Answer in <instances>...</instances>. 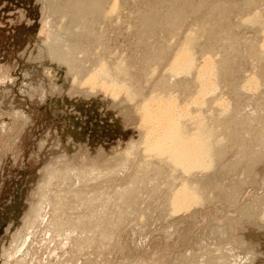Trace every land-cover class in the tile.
I'll return each instance as SVG.
<instances>
[{
    "label": "rangeland",
    "instance_id": "1",
    "mask_svg": "<svg viewBox=\"0 0 264 264\" xmlns=\"http://www.w3.org/2000/svg\"><path fill=\"white\" fill-rule=\"evenodd\" d=\"M46 1L47 0H0V71L1 73L4 74V76H7L8 78L6 79L4 83H0V264H7V263L13 264V262L15 264H18L16 263L18 260L17 256L19 255L22 257V255L26 252H28V256H27V261L25 264H28V263L31 264L30 259L34 261V262L32 261L33 262L32 264H36L37 262H38L37 264H60L61 260H63L61 264H66V263L68 264V261L66 260L69 256L72 257V258L69 257L70 263L73 262L75 258H77L76 262L72 264H75V263L76 264H203L204 261H205L204 264H219L220 260H221L220 264H264V155H263L264 154V151H263L264 150V146H263V143H264L263 142L264 141V137H263L264 136V130H263L264 129V119H263L264 115L262 116V114H264V109H262L264 108V78H263L264 76V43H263L264 39H262L264 38V36H262L264 35L263 34L264 32H260V31H264L263 30L264 28L262 27V24L264 23V17H263L264 16V1L256 0L257 2L259 1L257 3L255 0H251V1L246 0V2H244L245 0L243 1L240 0L239 1L240 3H239L238 0L236 2L235 0H233L236 3L235 4L231 0L229 1L225 0V2L224 0L222 1L221 0L220 1L219 0H190L191 3L194 4L195 6L198 5L197 7L202 6L199 9L197 8L198 9L197 10L195 9L196 8L195 6L193 7L191 6L192 4L190 3L189 0H183V1L174 0L176 3H174V1L172 0H166V3L168 4H165V5H164L165 0H132V1L127 0L128 2L127 1L125 2V0H121V1L115 0V1H118L119 7L123 5L120 9V13H121V10H122V13L121 14L118 13L119 18H118V14H116L117 16L113 15V18L111 17L108 19L105 16L104 18L103 15H104V12H106L109 9V7L113 4L114 0H107L108 5L105 2L104 3L105 5L103 4L104 8L102 6L100 11L94 9L95 11L94 10L92 11L93 12L92 15H91V11L88 12L89 9L87 10L86 8L82 9L81 6L79 7L78 5L80 3L78 4L77 0H75L76 2L73 0L75 3L72 0H68V2L67 0H64L62 2L60 1L61 6H63L62 9L65 8L66 10L65 14H64V9L58 12H56L55 10H50L51 8ZM80 1L83 2L82 0ZM92 1H93L92 4H89L86 6L91 7V5L96 3V0H92ZM203 1L205 2V4ZM188 2L191 4L190 7H188L189 6ZM67 3H70V5H68V8L67 6H64L65 4L67 5ZM123 3L124 4L126 3L125 4L126 6H124ZM243 3L244 4L246 3L247 6L244 5ZM224 4H226V6ZM241 4H243L244 6H242ZM252 4L256 5L257 7L256 6L253 7ZM260 4L263 7L260 6ZM186 5H188L187 6L188 8L186 7ZM217 5L220 10L217 9L218 8ZM69 6H71L70 7L71 13H68L70 11ZM180 7L182 8V10ZM183 7H184V11H183ZM250 7L251 9H254V10H251L253 13H251L249 9ZM189 8H193V9H189ZM227 8L228 9L230 8V9L228 10ZM78 9H82V10L86 9L85 10L86 13H88L90 16H93L94 23L92 24L90 22L89 24V22L86 20L85 23L87 26L86 25L83 26L84 22L83 23L79 22V18L77 17L80 13H82V11L81 10L78 11ZM179 9L183 13H181ZM152 10L157 11L155 16L153 15ZM185 10L188 11V14L187 12H185ZM258 10L260 13L258 12ZM255 11H257L258 13L257 12L254 13ZM72 13H76L74 14L76 18H74L75 16ZM158 13H160V15L162 16H160ZM163 13L165 15H163ZM223 14L225 15V18ZM68 15L69 16L73 15V16L69 17ZM142 15L143 17L141 18ZM145 15H148V16H145ZM183 15L185 17H183ZM195 15H197V17ZM256 15L260 16L261 18ZM54 16H56L57 18ZM59 16L60 18H58ZM240 16L242 19H247V21L245 20L246 21L245 22L243 20L244 22H241L242 19L240 18ZM249 16L251 17L250 19H249ZM255 16L257 18H255ZM171 17H173V20L175 19L173 22H172ZM205 17L210 18V20L209 19L206 20ZM46 18L48 21L45 20ZM48 18L50 19V21ZM54 18H56V20H54ZM178 18L181 19V22L180 20H178ZM184 18L186 20H182ZM219 18H222V19H219ZM61 19L63 21L60 22ZM69 19L71 21H69ZM73 19L75 20L74 21L75 23L76 21L78 22V24L76 23L77 25H75V23L73 22ZM109 19L112 21H108ZM149 19L151 22L150 21L147 22ZM152 19H154L155 21L153 22ZM53 20L55 21V24L52 22ZM253 20H255L256 22ZM170 21L175 25V27L171 25L172 23H170ZM250 21H251V25H250ZM49 22H52V23H49ZM58 22H60V24ZM101 22H104V23H101ZM157 22L159 25L155 24ZM71 23H74V24H71ZM177 23L178 24L180 23V24L178 25ZM199 23L201 26L199 25ZM257 23H260V24H257ZM50 24L53 25L52 27L54 29L50 28V31H48L49 30L48 27H50L49 26ZM65 24L66 26H68V28L66 27L67 29L64 28ZM79 24L81 25V29H79V27L77 28ZM151 25H153V27ZM163 25L164 27H162ZM54 26L56 27V29L58 28V30H56ZM159 26H161V28ZM71 27L72 28L74 27V28L72 29ZM82 27L83 28L88 27V28L87 29L85 28L84 30ZM95 27L97 30L95 29ZM156 27H159V29H155ZM90 28H92V30ZM166 28H169L168 30L170 33L168 32ZM59 29L62 30L60 34L58 32L60 31ZM69 29L70 31L71 30L72 31L71 32L68 31ZM75 29H79V30H75ZM150 29H152L153 31ZM52 30H55L57 32L55 33ZM64 30L69 32L70 35L69 33L67 35V33H65L66 31ZM82 30L84 31V34L82 33L83 32ZM93 30L95 32H93ZM227 30L230 31L231 33L228 32L229 34H226ZM156 31H158V33ZM76 32H77V35H76ZM105 32L106 33L108 32L107 33L108 35L105 34ZM154 32H156L157 34ZM191 32L194 33L195 35L191 34ZM51 33L54 34L55 37L57 35V37L55 38L56 42L54 41V43L57 45L58 51L59 52L61 51V53L63 54H65V51H68L69 53L67 52V54H65L67 58H68V55H70L71 57L69 56V58L70 59L72 58L70 61L74 63L75 66L78 65L80 67L79 68L76 66L79 69L78 70L76 68L77 71H75L74 69V72L76 74L72 70H69L70 69L69 66H67L63 60H60L57 57H54L55 60L53 58L50 59V57H53V56H50L48 52L50 45L47 42L50 41V38L52 37L54 39V35H50ZM63 33L66 35V37L67 36L69 37L64 38ZM97 33L98 35H96ZM197 33L198 35H196ZM155 34H156V37L158 36L156 39H158L157 41L159 43H162V42L164 43V41L168 42V44L167 43H164V44L166 46L169 45L170 47L167 46L168 49L167 47L163 49V46H161V44H159L156 41ZM168 34H171L172 38L169 37L170 35L168 36ZM236 34L240 35L243 39L240 38V36L236 37L235 36ZM189 35H194L195 37L197 36L196 41H199V43H197V47L199 49L196 47V51L197 50L198 51L197 52L195 51L196 52L195 57H196V54H197V57L200 55L199 57H202L201 58L202 60L200 59L201 60L200 61L198 60L199 57L198 58L196 57V64L198 66L201 65L202 61H204L205 58H207L209 54L212 53L210 58L214 61V63L216 62L215 64L216 69L218 68L216 72L219 73V71L221 70L226 72V73L220 72L219 75L218 73H216L215 74L216 78L213 77L214 80L213 79L212 80L214 83H216V86H218L216 89H218L219 91L216 90V92L213 93L215 95L211 94L212 97L209 96V94H208L209 97L205 96L207 94L203 95L206 98L204 100L206 101V103L208 102V98L211 97V99H209L210 103L208 104L202 101V99L204 98L203 96L202 97L200 96L201 93L199 94L196 92V91L198 92L201 91L200 90L201 85L198 84L199 82H197V79H196L197 78L196 72H193L192 74L190 73L192 77L190 74H188L189 76L187 74H182L181 76L180 75L173 76L172 80H170L172 76V72L169 70H170V65H171L170 63L172 61L171 57H173L172 54H174L175 51L178 50L182 46L183 42H185L184 39H186V37L184 38V36L188 37ZM227 35H228V39H227ZM59 36L61 38H59ZM70 36H73L71 38L74 41L70 39ZM81 36H83V38ZM97 36H99L100 39ZM161 36L163 38H161ZM224 36L226 37L224 38ZM63 38H64V41H63ZM87 38L89 39V41H87L88 40ZM97 38L99 41L96 40ZM251 38L254 40H251ZM78 40H80L81 43H79ZM228 40H230L231 42L230 41L228 42ZM61 41L65 43L63 44L61 43ZM82 41H85V44L82 43ZM143 42L144 43L146 42L147 44L146 43L144 44ZM150 42L152 43L153 46L152 45L150 46L151 44ZM177 42L178 43L182 42L181 44H179L180 47L179 45H177L178 44ZM236 42L239 43L240 45L239 44L237 45ZM66 43L67 44L70 43L72 46H74L75 49H73V47L70 44L67 45ZM261 43L262 45H260ZM92 44H95V45H92ZM172 44L175 45L173 46V48L176 47L175 49L171 47ZM199 44L201 47H199ZM227 44H229L230 47ZM249 44H252V45H249ZM69 45L71 46V48L69 47ZM234 45L236 46V48ZM245 45H246L247 50H244L245 47L243 46ZM160 46L161 48H158ZM61 48H63L64 50ZM86 48L88 51L85 50ZM171 48L173 50H171ZM226 48H230V50ZM160 49L163 51H161ZM232 49H234V54L231 53L233 52ZM252 49L253 50L256 49V50L253 51ZM73 51H75L76 53ZM84 51L85 53L86 52L87 53L86 54L83 53ZM227 52L228 54H232L233 56H230V55L228 56ZM169 53L171 54V56L169 55ZM222 54L224 55L222 56ZM250 54L252 55L249 56ZM235 55H236V59H235ZM76 56L78 59L76 58ZM163 56L165 57L168 56L166 58L167 59L170 58V59L167 61V59ZM217 57L218 59L219 57H222L221 58L222 60L219 59L220 60L219 61L218 59H215ZM81 58L87 61L84 62V60H82ZM233 59L235 61H233ZM238 59L240 60L238 61ZM72 60H75V61H72ZM81 60H82V63L80 62ZM228 60L229 61L232 60V61L229 62ZM101 61H103V63H108L106 65L110 67L108 68H109L111 76L113 75L112 76L113 79H111L112 81L114 82L116 81L118 86L120 85L122 86L123 84H125L129 88V91L127 93L126 91L119 92V94H117L116 96L112 94V92L101 87L100 85H97L98 86L97 87L96 85L94 86L93 84L87 81L90 73L96 72L100 68V66L102 65ZM224 63L226 64L225 68L222 67V69L220 70L219 68L222 65L224 66ZM115 64H116V68L114 67ZM227 65H229L230 67L229 69L227 68L228 67ZM97 66H99V68ZM127 67H129L130 70ZM153 67L155 68V70L153 69ZM81 68H84V69H81ZM92 68L93 70H96V71L91 70ZM121 70H125V72ZM118 71H121L120 72L121 74L118 73ZM151 71L152 72L154 71V72L152 73ZM72 72L74 75L72 74ZM112 72H115V74H113ZM116 73L118 76L116 75ZM194 73L196 74V76H193L195 75ZM114 75L117 77L118 80L116 79V77H114ZM169 76H170V79H169ZM180 77L184 79V80L181 79V82L179 81ZM251 78L252 79L256 78L257 82L260 78V81L257 83V85L259 84L260 85L257 87V89L254 88V90L256 89L255 91L253 89L251 91V89L248 87L249 84L247 85V80L249 81L251 80ZM84 79H86V82H88L89 84L86 83ZM128 79L131 81H135V83L129 81ZM120 81L122 82L121 84H120ZM125 81L127 82V84ZM172 81L173 82L176 81V85H175V82L171 84ZM177 81L179 82L177 83ZM169 82L171 84V85L169 84L171 88L167 86L168 84H166ZM92 85L94 87H92ZM131 86L134 88H131ZM135 86H138V87H135ZM163 86L166 89L165 92H163L164 91V89H162ZM197 86H200V89L198 87V89L196 90ZM241 87H243V89ZM135 90L137 91L133 92ZM139 91H140V94L138 93ZM162 92L164 93V95H162L163 94ZM151 94H153L154 97H152L153 95ZM136 96L138 97V99ZM143 96L147 97L146 100H145V97ZM198 96L201 97V100L199 101L197 99L199 98ZM195 97L197 98L195 99ZM152 98L153 99L155 98L156 100L165 101V103H167V101L169 100L174 101V103L176 101L175 104L181 106V107L178 106V109H177L180 114L182 113L181 115H179V120L181 121L180 124L185 127H182L181 125L180 126L182 130H185L189 135L196 136V134L198 133H195V131L197 129L198 131L200 130L199 129L200 126L203 123L205 124L204 121H206V124L209 123L210 125H212V127L214 128L213 133L216 136L215 137L216 141L214 140V137H213V141L216 143L215 152L219 151L218 153H216L217 154L216 156L220 157L224 154L225 156L224 155L223 156L226 158L225 159L223 156L220 158H217L219 159L217 162L215 152H212L211 155L213 157L212 156L211 157L213 158L214 161L217 162V163L215 162V164L218 165L216 167H218L219 169L216 167L212 169L214 171L210 169L211 171L209 170L208 171L211 173L207 171L208 174L206 173V170H200V172L197 171L196 173H198L199 175L201 173V176H197L198 174H196L195 172H191V175H193V177L195 176V179H194L189 174L190 172H185L183 169L181 170V168L175 166L174 164L170 166L171 163L168 160L164 159L166 160L164 162V160H162L161 157L156 156L158 155L157 152L150 146V140L152 139L151 138L152 135L149 133L151 132L150 131L151 128H149L150 127L149 125L144 124V121H142L143 117H141L142 115L141 111H142V107L144 104L142 102L143 101L146 102L147 99L150 100ZM166 98H167V101H166ZM171 98L174 100H172ZM224 99L229 104H227L225 101L223 102ZM211 100L212 101L214 100V101L211 103ZM217 100L218 101L220 100L219 102L221 101L222 102L217 103ZM195 101H198V102L194 103ZM201 101L202 103L198 107V104ZM223 103H225L224 106H223ZM218 104L219 105L222 104L221 108ZM225 106L228 108H225ZM182 107L183 108L185 107L184 108L185 110H183ZM224 108L229 109V110L226 111ZM252 109L253 111H251ZM196 111L197 112L199 111L201 113L198 112L199 113L198 115ZM224 111L227 113H225ZM236 111H237V115H236ZM249 111L251 112L255 111L256 114H258L259 118L258 116L256 117L255 112L250 113ZM186 112H188L189 114L187 113L186 115ZM246 112L247 113L249 112V114L251 115L247 114ZM260 112L261 114H259ZM190 113L191 114L194 113V114L190 115ZM201 115L204 116L203 119H206V120L203 121V119L202 120L199 119V118H202V117H199ZM235 115L238 117L237 118L238 120L235 119L236 118ZM243 115H245L246 117L248 115L247 118H249V116L251 118L247 119ZM253 115H255L256 118ZM240 118H242L243 121L244 120L245 121L243 122L242 120H240ZM231 119H234V122H232ZM239 121H242L244 125L239 124L238 123ZM252 121H256L255 122L256 124L255 123L252 124ZM231 122L235 124L237 123V127L235 128L236 125L235 124H234L235 126L232 125ZM250 122L252 125L249 124ZM197 123L198 124L201 123V125L200 124L198 125ZM218 124L220 126H218ZM208 125H206V128H207L206 130H209V131L213 130V129H210V125L209 126ZM249 125L251 128L249 127ZM216 126H218V129H216ZM223 127L224 128L227 127L225 128L226 130ZM243 129L245 130L243 131ZM148 130L150 132H148ZM221 131L224 132L225 134H223ZM193 132L195 133V135L193 134ZM259 132L263 134H260ZM225 137H228V138H225ZM254 137L256 138V141ZM259 137L260 139L262 137V139L259 140ZM221 139L222 141H220ZM235 139H237V142ZM218 141H220L221 144H224V143L225 144L218 145L219 144ZM260 141H262L263 143ZM240 142L242 143L238 145V143ZM240 145H243V146H240ZM222 146L224 147L226 146L225 150L222 149L223 148ZM231 146L233 148H231ZM241 147L242 148L245 147V148L241 149ZM258 148H260V150L262 148V150L259 152ZM252 150L254 151V153H251L253 152ZM224 152L227 154V157ZM261 152L263 153L262 155L260 154ZM249 154L251 157L249 156ZM247 155L249 157H247ZM253 155L256 157V159L255 157H253ZM258 155H260L259 156L260 158L258 157ZM222 158L223 160L221 162L220 159ZM247 158H250V161ZM242 159L244 160L242 161ZM251 161L252 162L254 161V162L251 164ZM230 162L232 163L234 162L233 164L234 165L236 164L235 165L236 167H234V165ZM167 163L169 166H165V164L167 165ZM245 166H248V167H245ZM98 167H100L99 171H101L100 172L101 176L98 173L99 171H97ZM166 167H169V168H166ZM175 167H177V170ZM92 168H94L93 170L94 172H92ZM95 168L97 172L95 171ZM101 168L102 170L103 169L104 170L102 171ZM161 168H163V170ZM125 169H128V171L127 170L125 171ZM178 169L180 170L178 171ZM133 170L136 172L134 177L132 175ZM164 170H166L164 172L165 174L163 173ZM74 171L75 173H73ZM105 171L106 173L109 172L111 174L110 177L114 178L110 182L109 180H107V177L109 176L102 177L103 175L106 176ZM143 171H144V174L145 172H147L145 174L146 177H144L145 175L142 174ZM57 172L59 174H57ZM60 172L61 173L64 172V174L63 173L61 174ZM65 172H67L69 175L67 173L65 174ZM69 172H72V174ZM77 172L79 173V175L81 174L82 175L78 177L79 175L77 174ZM89 172L93 173L92 178ZM95 172L98 173V174H95L97 176V177L95 176L96 178H94ZM109 173H107V175H110ZM114 173L115 174L117 173V175H114ZM123 173L126 175V178ZM129 173H130L132 180L137 179L136 181H134V183H132L133 181L129 179L130 178ZM137 173L142 174L143 176L140 175L138 177ZM154 173H155L156 178L153 177ZM160 173H163V175ZM56 174L60 180L57 177H55ZM60 174L63 176L68 175L69 177L66 176L68 179L65 177V179L63 180V176H61ZM187 174L191 177L192 181H189L190 177ZM244 174L248 176L246 177ZM159 175H161V177H159ZM51 176H54V178L55 179L57 178V179L56 181L55 179L51 181L52 183L49 184L48 188L52 190H49L45 186L48 184L49 182L48 179L51 178ZM74 176L75 177L77 176V177L75 178ZM82 176L84 177L85 180L82 179L83 178ZM147 176L149 177V179H147ZM110 177L108 179H111ZM143 177L147 181V187L149 186L151 187L150 188L151 192L149 188L145 187L146 184L140 183V181L142 180H143V183L144 182L146 183ZM150 177H153V181H151L152 178ZM77 178L80 179L81 182L80 180H77ZM138 178H140L141 180L139 179L138 181ZM185 178L186 179L189 178V179L185 181ZM67 180L69 181V184L67 183L68 182ZM70 180L75 181V182L74 183L71 182L70 184ZM122 180L124 181V183ZM193 180L196 182V183L194 182L195 184L193 183ZM199 180H203L202 181L203 183L201 181H200L201 183H199ZM102 181L103 182L105 181V182L103 183ZM129 181L132 184V186L131 185L129 186L130 184ZM156 181H157V184H155ZM183 182L184 183L188 182V184L191 182L190 183L191 188L193 187L192 188L193 191L197 189L196 192L198 191V188L200 189V191L203 188L202 193L201 192L199 193L198 191V195L200 194L202 196V199H201V196L197 195L199 202L197 201L196 204L194 203L192 207L188 210L184 209V210H180L177 213L176 212L174 213V210L171 207L169 198L175 192L176 190L175 188L181 187L184 184ZM56 183H59V184L61 183L63 185L61 186V184L60 185L58 184L59 186L55 187L57 186ZM77 183L78 185L80 184L79 185L80 187L76 186ZM91 183H93L94 185ZM98 183H100V185ZM122 183L123 184L126 183L127 186L126 184L123 185ZM135 183L137 184L134 186L135 188H133V185ZM149 183L150 184L152 183V185L155 184L153 185V187L155 186V188H153L152 185H150ZM193 184L195 185V187ZM68 185L70 188L68 187ZM74 185L76 187H74ZM120 185L122 186V192L126 191L124 189L130 188L129 190L133 192V193L131 192L133 195L136 189L141 190V192L140 190H138L139 195L140 194L142 195V191L144 190L143 187L145 189H148V194L145 195L146 197H144V194L142 197H140L141 195L133 196L132 194H130L131 195L130 198L134 199L133 201H131L130 199L131 204L133 205V203L135 204L136 202V204L140 205V207L138 205H133L132 208H137V209L132 210L129 206L130 201L129 203L127 202H123L122 204L120 203L121 206H119L120 204L117 201L119 200L118 199V197L120 196L119 194L122 193L120 189L121 187ZM60 186L63 188V190ZM197 186L198 188H196ZM98 187H101V188L104 187L102 189L103 192L106 190L104 193H107L108 196L110 195L109 196L110 198L111 196L116 195V198L115 196L112 197L111 198L112 202H111V201H108L110 198L107 197V203L105 201L100 200V202L101 201L102 202L101 203L97 202L96 203L97 208H95V207H92L91 205L92 202H94L91 197L97 196L95 194L96 192H98L97 190ZM40 188L41 190L42 189L44 190L42 191L43 193L45 192L44 194H46V196L42 194V191L40 190ZM74 188L75 190H73ZM78 188H80V190ZM109 188H110V191H109ZM113 188H116V189L118 188V189L116 190ZM242 188H244V190ZM66 189H68L67 190L68 193H66L67 192L65 191ZM69 189L71 190V192ZM87 189H88V193L91 194L89 198H88L89 194L86 193ZM89 189L91 191H89ZM156 189L157 190L159 189V190L154 191ZM59 190L65 193H62ZM81 190H86L85 192L86 195L84 194V191H81ZM111 190L112 192L114 191V194L111 192ZM80 191L83 193V195ZM108 191L111 192L112 194L109 193ZM145 191L147 190H144L143 193L146 194L147 192ZM153 191L155 192L154 194L155 196L153 195ZM59 192L60 194H58ZM91 192L94 193V196L92 195ZM63 194L67 195L68 197L67 196L65 197ZM56 195L57 196L60 195L61 198H59L60 196L57 197ZM43 196L47 200V203H46L47 211L45 212V218L42 221L43 224L41 223L42 225L39 226V228L40 227L42 228H40V230L39 228L35 230L36 233L35 232L30 233L31 231L30 232L27 231L28 229L27 227H29L30 225L29 224L30 221L28 220H30V218L33 217L34 215V213L32 212L33 208L35 207V205H38L37 202L39 203V201L41 200L40 197L43 198ZM73 196H75V198ZM84 197L86 199L83 201ZM137 197H140L138 200L140 203H138V201H135ZM73 198L75 200L77 199V201H75ZM60 199H62V202L63 201L64 202L62 203ZM115 199L117 200L115 201ZM81 200H82L83 205L80 206L82 208H78L79 211L80 209L84 208L83 210L85 214L90 215L91 217L94 215L93 218L91 219L92 222H90L91 224L92 223L93 224L91 225L89 223L85 226L87 230H85L84 225L82 226L80 225L79 222H77V220H74V215H72L71 212L68 211L69 206L72 205L71 207H76L77 205L75 206L74 202H79V201L81 202ZM65 201L66 202L68 201L69 203L68 202L65 203ZM103 202L106 203L105 207L103 206L104 205ZM124 204H126L127 206H125ZM50 205H52L53 209L49 207ZM87 205L89 207H86ZM54 206L57 207L58 209L55 208ZM109 206H111L112 208ZM118 206L119 208L122 207L121 209L123 210L122 211L121 209L119 210ZM127 207L130 208V210L134 211L135 215L133 214L134 212L132 211L129 212V209ZM98 208L100 209V213L102 212L101 214L99 213ZM105 208H108L109 211L107 210L108 211L107 212ZM125 208H127L128 211L125 210ZM102 209L105 210L106 212H103ZM63 210L65 213L63 212ZM95 210L97 212H94ZM117 210H118V213H117ZM90 211L92 212L90 213ZM54 213H56V215ZM105 213H108V214H106L105 216ZM95 214H97L98 216ZM63 215H64V218H63ZM68 215L69 217H71V220L72 219L74 220V221L70 220L69 222L70 223L73 222L74 225L71 223L70 226H66L67 224L69 225V223H67L68 221H66ZM58 216H60L61 219H59L60 217ZM65 216H66V219H65ZM96 216H97V219H96ZM98 217L99 218L101 217L100 220L103 223L98 222L100 221L98 220ZM52 219L54 222L57 221L58 224L60 222L63 223V225L60 223L59 224L60 226H57L59 228L58 232L61 228L66 234H64L63 232L58 233L56 231V228L54 230L52 229L53 226H50L53 223ZM58 219L60 222L58 221ZM46 220L48 222H46ZM101 224L102 225L105 224V225L101 226ZM61 226L62 227L66 226V227L62 228ZM105 226L108 230L105 228ZM104 228H105V232H104ZM69 229H71V231ZM83 229L86 231V234ZM89 229H92L90 231L92 232L91 233L92 236L96 235L95 237L93 236L94 240L91 239L93 237H90ZM43 230H44V234L41 233ZM54 231H56L57 233ZM102 231L103 233L100 234V232ZM23 233L25 234L27 233L29 235L27 237L28 239L26 242V246L22 245L23 247L21 248V250L23 251L19 252L18 250V252H16V249L18 246V245L16 246V244L21 243L22 237L25 236V234ZM68 233L69 234L72 233V234L66 237ZM39 234L41 235V237L43 236L42 237L43 239L46 238L45 241H47L46 244L48 245L42 246V244H40ZM57 234L59 235L62 234V235L58 237ZM79 234H81L80 235L81 237L79 236ZM63 235L65 236L63 237ZM100 235H102V237ZM46 236H48L49 238ZM104 236L107 238H105ZM71 237H73V239ZM75 238L76 239L79 238L77 240L78 242L81 243V245H79V243L77 242V240H75ZM54 239L55 241H53ZM83 239L84 240L86 239L85 242L86 241L87 242L85 243ZM32 241H33V246L35 247L36 250L35 249L32 250L31 248H34L32 246L30 247V245H32ZM48 241H50V243ZM34 242L36 244H40L42 248L39 245H36ZM83 244L84 246L81 248L80 246H82ZM76 245L78 246V248L76 247ZM14 246L16 247V249ZM43 247L44 248L46 247V248L44 249ZM42 249H44V252ZM75 249H77L78 251L81 249L80 250L81 252H79V256L82 253L80 258L78 255H76L78 254V251H76ZM34 250L37 251V254L35 253ZM38 250L42 252L40 253L38 252ZM13 251L15 252L13 253ZM71 252H74L73 254L76 257L74 255L72 256ZM33 253H34V257L36 258H33ZM38 253L40 256L38 255ZM35 255H38V256H35ZM63 256H64L66 263L64 262ZM14 257H17L16 260Z\"/></svg>",
    "mask_w": 264,
    "mask_h": 264
},
{
    "label": "bare ground",
    "instance_id": "2",
    "mask_svg": "<svg viewBox=\"0 0 264 264\" xmlns=\"http://www.w3.org/2000/svg\"><path fill=\"white\" fill-rule=\"evenodd\" d=\"M60 1L62 2V1H64V0H47L46 2L49 4V6H50V8H51L50 10H55L56 12H58V11L64 9V14H65V11H66V10H65V8L62 9L63 6H61ZM72 1H73V0H72ZM74 1H75V0H74ZM74 1H73V2H74ZM82 1H83V2H81L80 0H77V3H78V4H79V3L81 4V5L79 4L78 6H79V7L81 6L82 9H83V8H86L87 10L89 9L88 12L91 11V15H92V13H93L92 11H93L94 9L100 11V10H101V7L103 6V4H104L105 2L107 3V0H96V3L93 4V5H91V7H93V8H91L90 6H86V5L92 4V3H93L92 0H82ZM114 1H115V0H114ZM114 1H113V4H112V5L110 4L111 6L109 7V9H108L107 11L105 10L106 12H104L103 17L105 16V17H107V19H108V18H111V17L113 18V15H116V14H118V13H119V14L122 13V10H121V13H120V9H121V7H122L123 5L119 2V3L122 5L121 7H119V5H118V1H119V0H118V1H115V3H114ZM120 1H121V0H120ZM126 1H127V0H125V2H126ZM128 1H129V0H128ZM128 1H127V2H128ZM131 1H132V0H131ZM172 1H174V0H172ZM175 1H176V0H175ZM175 1H174V3H176ZM182 1H183V0H182ZM189 1H190V0H189ZM219 1H220V0H219ZM221 1H222V0H221ZM228 1H229V0H228ZM231 1H233V0H231ZM236 1H237V0H235V2H236ZM239 1H240V0H238V2H239ZM242 1H243V0H242ZM242 1H241V3H242ZM250 1H251V0H250ZM255 1H256V0H255ZM263 1H264V0H263ZM67 2H68V0H67ZM75 2H76V1H75ZM75 2H74V3H75ZM94 2H95V1H94ZM203 2H204V1H203ZM224 2H225V0H224ZM224 2H223V3H224ZM235 2L233 1V3H235ZM244 2H246V0H245ZM252 2H253V1H252ZM256 2H257V1H256ZM256 2H255V3H256ZM258 2H259V1H258ZM258 2H257V3H258ZM109 3H110V1H109ZM181 3H182V2H181ZM183 3H184V2H183ZM186 3H187V2H186ZM188 3H189V2H188ZM190 3H191V1H190ZM190 3L188 4L189 6L186 5V7H187V6L190 7V5L192 4V3H191V4H190ZM193 3H194V1H193ZM195 3H196V2H195ZM217 3H218V2H217ZM217 3H216V4H217ZM223 3H222V4H223ZM230 3H231V2H230ZM239 3H240V2H239ZM260 3H261V2H260ZM262 3H263V2H262ZM123 4H124V3H123ZM125 4H126V3H125ZM125 4H124V6H126ZM127 4H129V3H127ZM165 4H168V3H166V0H165L164 5H165ZM204 4H205V2H204ZM218 4H219V3H218ZM222 4H221V5H222ZM228 4H229V2H228ZM235 4H236V3H235ZM237 4H238V3H237ZM243 4H244V3H243ZM243 4H241V5H242V6H244V5L247 6L246 3H245L244 5H243ZM62 5H64V4H62ZM68 5H70V3H67V5L65 4L64 6H67V8H68ZM75 5H76V4H75ZM104 5H105V4H104ZM107 5H108V3H107ZM162 5H163V3H162ZM196 5H197V4H196ZM199 5H200V4H199ZM224 5L226 6V4H224ZM239 5H240V4H239ZM252 5H253V4H252ZM60 6H61V8H60ZM78 6H77V8H78ZM128 6H129V5H128ZM169 6H170V5H169ZM169 6H168V7H169ZM191 6L193 7V6H195V5L192 4ZM197 6H198V5H197ZM197 6H195V7H196L195 9H197V8L199 9V8L202 7V6H201V7H197ZM215 6H216V5H215ZM230 6H231V4H230ZM230 6H228V7H230ZM233 6H234V5H233ZM246 6H245V7H246ZM249 6H251V5H249ZM249 6H248V7H249ZM254 6H256V5H253V7H254ZM260 6H262V5L260 4ZM70 7H71V6H69V10H70ZM105 7H106V6H105ZM130 7H131V6H130ZM188 7H187V8H188ZM217 7H218V5H217ZM217 7H216V8H217ZM223 7H224V6H223ZM234 7H235V6H234ZM248 7H247V9H248ZM256 7H257V6H256ZM256 7H255V8H256ZM258 7H259V5H258ZM262 7H263V6H262ZM73 8H74V7H73ZM103 8H104V6H103ZM106 8H107V7H106ZM123 8H124V7H123ZM176 8H178V7H176ZM180 8H181V7H180ZM207 8H208V6H207ZM214 8H215V7H214ZM225 8H226V7H225ZM47 9H48V8H47ZM82 9H78V11H79V10L82 11V13L79 12L80 14L77 16V17L79 18V22H82V23L84 22L83 26L86 25V23H85L86 20L89 22V24H90V22L93 24V23H94L93 16H90L88 13H86V11H85L86 9H84V10H82ZM125 9H126V8H125ZM189 9H193V8H189ZM198 9H197V10H198ZM217 9H219V7H218ZM221 9H222V8H221ZM227 9H228V8H227ZM229 9H230V8H229ZM229 9H228V10H229ZM231 9H232V8H231ZM243 9H244V8H243ZM249 9H250V11H251V10H254V9H251V7H250ZM256 9H257V8H256ZM256 9H255V10H256ZM69 10H68V11H69ZM72 10H73V9H72ZM95 10H94V11H95ZM123 10H124V9H123ZM149 10H150V9H149ZM179 10H180V9H179ZM181 10H182V8H181ZM181 10H180V11H181ZM208 10H209V9H208ZM219 10H220V9H219ZM76 11H77V10H76ZM76 11H75V12H76ZM146 11H147V9H146ZM183 11H184V7H183ZM221 11H223V10H221ZM241 11H242V10H241ZM248 11H249V10H248ZM47 12H48V11H47ZM52 12H53V11H52ZM123 12H124V11H123ZM142 12H143V11H142ZM142 12H141V13H142ZM156 12H157L156 10H152V13H153L154 16L156 15ZM161 12H163V11H161ZM169 12H170V11H169ZM169 12H168V13H169ZM185 12H187V14H188V11L185 10ZM196 12H197V11H196ZM207 12H208V11H207ZM211 12H212V11H211ZM219 12H220V11H219ZM225 12H226V11H225ZM228 12H229V11H228ZM228 12H227V13H228ZM243 12H244V11H243ZM256 12H257V11H255L254 13H256ZM258 12H259V10H258ZM258 12H257V13H258ZM68 13H71V10H70ZM76 13H77V12H76ZM76 13H72V14L74 15V14H76ZM147 13H148V12H147ZM168 13H167V14H168ZM181 13H183V12L181 11ZM190 13H191V12H190ZM199 13H200V12H199ZM223 13H224V12H223ZM245 13H246V12H245ZM245 13H244V14H245ZM251 13H253V12L251 11ZM251 13H250V14H251ZM259 13H260V12H259ZM60 14H62V13H60ZM119 14H118V18H119ZM158 14L160 15V13H158ZM169 14H170V13H169ZM169 14H168V15H169ZM174 14H176V13H174ZM177 14H178V12H177ZM207 14H208V13H207ZM210 14H211V13H210ZM224 14H225V13H224ZM224 14H223V15H224ZM246 14H247V13H246ZM66 15H67V14H66ZM73 15H72V16H73ZM96 15H97V13H96ZM99 15H100V14H99ZM163 15H165V14L163 13ZM181 15H182V14H181ZM181 15H180V16H181ZM215 15H216V14H215ZM259 15H261V14H259ZM57 16H58V14H57ZM63 16H64V15H63ZM63 16H62V17H63ZM68 16H69V15H68ZM72 16H69V17H72ZM74 16H75V15H74ZM116 16H117V15H116ZM145 16H148V15H145ZM160 16H162V15H160ZM169 16H170V15H169ZM177 16H178V15H177ZM195 16L197 17V15H195ZM216 16H217V15H216ZM219 16H221V15H219ZM226 16H227V15H226ZM256 16H258V15H256ZM256 16H255V18H257ZM54 17H56V16H54ZM62 17H61V18H62ZM94 17H95V16H94ZM99 17H100V16H99ZM103 17H101V18H103ZM105 17H104V18H105ZM142 17H143V15L141 16V18H142ZM157 17H158V16H157ZM183 17H185V16L183 15ZM208 17H209V16H208ZM211 17H212V16H211ZM213 17H214V16H213ZM246 17H247V16H246ZM258 17H260V16H258ZM263 17H264V16H263ZM56 18H57V17H56ZM56 18H54V20H56ZM58 18H60V16H59ZM74 18H76V16H75ZM158 18H159V17H158ZM160 18H161V17H160ZM164 18H165V17H164ZM171 18H172V22H173L175 19L173 20V17H171ZM205 18H206V17H205ZM224 18H225V15H224ZM240 18H241V16H240ZM240 18H239V19H240ZM243 18H244V17H243ZM250 18H251V17L249 16V19H250ZM260 18H261V17H260ZM48 19H49V18H48ZM52 19H53V18H52ZM67 19H68V18H67ZM67 19H66V20H67ZM95 19H96V18H95ZM98 19H99V18H98ZM114 19H115V18H114ZM165 19H166V18H165ZM207 19L210 20V18H206V20H207ZM219 19H222V18H219ZM241 19H242V18H241ZM249 19H248V20H249ZM258 19H259V18H258ZM45 20L48 21L47 18H46ZM54 20H53L52 22L55 24V21H54ZM71 20H72V18H71ZM71 20L69 19V21H71ZM103 20H104V19H103ZM117 20H118V19H117ZM178 20H180V22H181V19L178 18ZM182 20H186V19L184 18V19H182ZM209 20H208V21H209ZM217 20H218V19H217ZM243 20H244V21H245V20L247 21V19H242L241 22H244ZM49 21H50V19H49ZM61 21H63V20L61 19L60 22H61ZM67 21H68V20H67ZM74 21H75V20L73 19V22H74ZM108 21H112V20L109 19ZM115 21H116V20H115ZM115 21H114V22H115ZM149 21H150V19H149L147 22H149ZM152 21L154 22L155 20L152 19ZM165 21H166V20H165ZM202 21H203V20H202ZM246 21H245V22H246ZM253 21H255V20H253ZM257 21H258V20H257ZM52 22H49V23H52ZM60 22H58V23L60 24ZM96 22H97V20H96ZM96 22H95V23H96ZM98 22H99V21H98ZM104 22H105V21H104ZM104 22H101V23H104ZM106 22H107V21H106ZM145 22H146V21H145ZM150 22H151V21H150ZM168 22H169V21H168ZM172 22L170 21V23H172ZM182 22H183V21H182ZM248 22H249V21H248ZM255 22H256V21H255ZM67 23H68V22H67ZM74 23H75V22H74ZM74 23H71V24H74ZM76 23L78 24L77 21H76ZM76 23H75V25H77ZM99 23H100V22H99ZM111 23H112V22H111ZM159 23H160V22H159ZM185 23H186V22H185ZM200 23H201V22H200ZM200 23H199V25H200ZM203 23H204V22H203ZM253 23H254V22H253ZM262 23H263V22H262ZM46 24H47V23H46ZM59 24H58V25H59ZM80 24H81V23H80ZM80 24H79V26H77V28L79 27V29H81V25H80ZM105 24H106V23H105ZM108 24H110V23H108ZM149 24H150V23H149ZM149 24H148V25H149ZM151 24H152V23H151ZM155 24L159 25L158 22L155 23ZM177 24H178V23H177ZM179 24H180V23H179ZM179 24H178V25H179ZM204 24H205V23H204ZM244 24H246V23H244ZM257 24H260V23H257ZM263 24H264V23H263ZM263 24H262V27L264 28ZM56 25H57V24H56ZM75 25H74V27H75ZM157 25H156V26H157ZM171 25H173V26L175 27V25H174L173 23H172ZM250 25H251V21H250ZM255 25H256V24H255ZM46 26H47V25H46ZM49 26H50V27H48V28H49L48 31H50V28H53V27H52V26H53L52 24H50ZM70 26H71V25H70ZM86 26H87V25H86ZM88 26H89V25H88ZM92 26H93V25H92ZM98 26H99V25H98ZM151 26L153 27V25H151ZM151 26H150V28H151ZM196 26H197V25H196ZM200 26H201V25H200ZM202 26H203V25H202ZM54 27H55V26H54ZM58 27H59V26H58ZM63 27H64V26H63ZM63 27H62V28H63ZM66 27L68 28V26H66V24H65V27H64V28H66ZM74 27H73V28H74ZM154 27H155V26H154ZM159 27L161 28V26H159ZM159 27H156L155 29H159ZM162 27H164V25H163ZM60 28H61V26H60ZM67 28H66V29H67ZM71 28H72V27H71ZM73 28H72V29H73ZM82 28H83V27H82ZM85 28L87 29L88 27H85ZM85 28H83V29L85 30ZM93 28H94V27H93ZM98 28H99V27H98ZM106 28H107V27H106ZM171 28H173V27H171ZM171 28H170V29H171ZM176 28H177V26H176ZM260 28H261V26H260ZM260 28H259V29H260ZM53 29H54V28H53ZM55 29H56V27H55ZM79 29H75V30H79ZM90 29L92 30V28H90ZM95 29H96V27H95ZM148 29H149V28H148ZM152 29H153V28H152ZM152 29H150V30H152ZM166 29L168 30L169 28H166ZM197 29H198V28H197ZM56 30H58V28H57ZM59 30H60V31H58V32H59V34H60L62 30H61V29H59ZM96 30H97V29H96ZM225 30H226V29H225ZM263 30H264V29H263ZM52 31H54L55 33L57 32V31H55V30H52ZM64 31H66V30H64ZM68 31H70V29H69ZM71 31H72V30H71ZM71 31H70V32H71ZM82 31H83V30H82ZM82 31H80V32H82ZM87 31H88V30H87ZM87 31H86V32H87ZM101 31H102V30H101ZM101 31H100V32H101ZM103 31H104V30H103ZM108 31H109V30H108ZM152 31H153V30H152ZM170 31H171V30H170ZM174 31H175V29H174ZM222 31H223V30H222ZM230 31H231V29H230ZM230 31L227 30V31H226L227 33H226V34H229L228 32H230ZM93 32H95V31L93 30ZM93 32H92V33H93ZM156 32L158 33V31H156ZM156 32H154V33H156ZM162 32H163V31H162ZM168 32H169V30H168ZM168 32H167V33H168ZM172 32H173V30H172ZM172 32H171V33H172ZM192 32H193V31H192ZM192 32H191V34H194V33H192ZM233 32H234V30H233ZM233 32H232V33H233ZM260 32H264V31H260ZM65 33H67V35H68L69 32L66 31ZM78 33H79V31H78ZM82 33L84 34V31H83ZM87 33H88V32H87ZM90 33H91V32H90ZM101 33H102V32H101ZM107 33H108V32H107ZM107 33L105 32V34H107ZM157 33H156V34H157ZM159 33H160V32H159ZM169 33H170V32H169ZM174 33H176V32H174ZM174 33H173V34H174ZM230 33H231V32H230ZM59 34H58V35H59ZM63 34H64V33H63ZM156 34H155V39L158 37V36L156 37ZM222 34H223V33H222ZM224 34H225V33H224ZM263 34H264V33H263ZM50 35H54V34L51 33ZM69 35H70V33H69ZM71 35H72V34H71ZM76 35H77V32H76ZM92 35H94V34H92ZM96 35H98V33H97ZM96 35H95V36H96ZM107 35H108V34H107ZM107 35H106V36H107ZM169 35H170V36H169ZM186 35H188V34H186ZM194 35H195V34H194ZM194 35H189L188 37H187V36H184V38L186 37V39L183 38L185 42H183V44H182L181 47H180L179 44H181L182 42H181V43H178V42H177V43H178L177 45H179L180 48H179L178 50H176V51L174 50L175 53L173 52L174 54H172L173 57H171V58H172V61H171V63H170L171 65H170V70H169V71L172 72V76H171V79H170V76H169V79L172 80V77H173V76H178V75L181 76L182 74H187V75H188V74H190V73L192 74L193 72H196V73H197V78H196V79H197V82H199L198 84L201 85V89H200V86H197V88H196V90H197L198 87H199V89H200L201 91H199V92L196 91V92L199 93V94L201 93V94H202V95L200 94L201 97H202L203 95L207 94V95H205V96L207 97L208 94H209V96H211V94H213L214 92H216V90L219 91L218 89H216L218 86H216V83L213 82V80H214L213 77H215V74L218 73V72H216V70H217L218 68L216 69V65H215L216 62L214 63V61L210 58V56L212 55V53H210L208 57L206 56L207 58H205V60L203 59L204 61H202V64H201V65L198 66V65L196 64V57H197V54H196V57H195V53L198 51V50L196 51V47H197V43H199V41H196V37H197V36L195 37ZM196 35H198V33H197ZM60 36H61V35H60ZM60 36H59V38H61ZM73 36H74V35H73ZM73 36H70V39H72L71 37H73ZM101 36H103V35H101ZM106 36H105V37H106ZM162 36H163V35H162ZM162 36H161V38H163ZM165 36H166V35H165ZM168 36L172 38V35H171V34H168ZM220 36H222V35H220ZM231 36H232V35H231ZM235 36L237 37V36H240V35H237V34H236ZM243 36H244V35H243ZM262 36H264V35H262ZM51 37H52V36H51ZM56 37H57V35H56ZM56 37H55V35H54V39H53V37H52V38H50V41H51V42H50V41L47 42V43H49V45H50V46L48 45V46H49V50H48V49H47V50H48L50 56H53V57H50V59H52V58L54 59V57H57V58H59L60 60H63L67 66H69V68H70L69 70H72V71L74 72V69H75V71H77L76 68L79 67V66L76 65V66H77V67H76L75 64L72 63V62L70 61V60L72 59V58H71V59L69 58L70 55H68V58H69V59H68L67 56L65 55V54H67L68 51H65V54L61 53V51H60V52L58 51L57 45L54 43V41L56 42V40H55ZM63 37L65 38L66 35L64 34ZM68 37H69V36H67L66 38H68ZM81 37L83 38V36H81ZM89 37H90V35H89ZM89 37H88V38H89ZM92 37H94V36H92ZM97 37L99 38V36H97ZM166 37H167V36H166ZM178 37H179V36H178ZM212 37H213V36H212ZM225 37H226V36H224V38H225ZM233 37H234V36H233ZM59 38H58V39H59ZM64 38H63V41H64ZM79 38H80V37H79ZM84 38H85V37H84ZM88 38H87V39H88ZM98 38H97L96 40H98ZM106 38H107V37H106ZM141 38H142V37H141ZM152 38H153V37H152ZM152 38H151V39H152ZM174 38H175V37H174ZM176 38H177V37H176ZM198 38H199V37H198ZM215 38H216V37H215ZM217 38H218V36H217ZM231 38H232V37H231ZM240 38H242V37L240 36ZM52 39H53V40H52ZM58 39H57V40H58ZM80 39H81V38H80ZM92 39H94V38H92ZM99 39H100V38H99ZM155 39H154V40H155ZM168 39H169V38H168ZM183 39H182V41H183ZM227 39H228V35H227ZM238 39H239V37H238ZM238 39H237V40H238ZM242 39H243V38H242ZM262 39H264V38H262ZM72 40H73V39H72ZM75 40H76V39H75ZM82 40H83V39H82ZM146 40H147V39H146ZM149 40H150V39H149ZM152 40H153V39H152ZM157 40H158V39H156V41H157ZM176 40H177V39H176ZM179 40H180V39H179ZM197 40H198V39H197ZM199 40H200V39H199ZM230 40H231V39H230ZM230 40H228V42H229ZM247 40H248V39H247ZM251 40H254V39L251 38ZM251 40H250V41H251ZM63 41H61V43H63ZM73 41H74V40H73ZM76 41H77V40H76ZM76 41H75V42H76ZM78 41H79V43H81L80 40H78ZM87 41H89V39H88ZM87 41H86V42H87ZM98 41H99V40H98ZM104 41H106V40H104ZM140 41H141V40H140ZM143 41H145V40H143ZM156 41H155V42H156ZM160 41H161V39H160ZM174 41H175V40H174ZM180 41H181V40H180ZM220 41H221V40H220ZM220 41H219V42H220ZM231 41H232V40H231ZM231 41H230V42H231ZM241 41H242V40H241ZM255 41H256V40H255ZM261 41H263V40H261ZM45 42H46V40H45ZM68 42H70V41H68ZM155 42H153V43H155ZM157 42H158V41H157ZM170 42H171V41H170ZM217 42H218V41H217ZM217 42H216V44H217ZM223 42H224V41H223ZM234 42H235V41H234ZM244 42H245V41H244ZM64 43H65V42H64ZM64 43H63V44H64ZM79 43H78V44H79ZM82 43L85 44V41H82ZM143 43H144V42H143ZM145 43H146V42H145ZM145 43H144V44H145ZM148 43H149V41H148ZM150 43H151V42H150ZM158 43H159V42H158ZM158 43H157V44H158ZM164 43H167V44H168V42H165V41H164ZM164 43H163V42H162V43H159V44H161V46H163V49L166 48L167 46H169V45L166 46ZM226 43H227V42H226ZM232 43H233V42H232ZM236 43H237V42H236ZM263 43H264V42H263ZM45 44H46V43H45ZM66 44H67V43H66ZM68 44H70V43H68ZM68 44H67V45H68ZM84 44H83V45H84ZM98 44H99V43H98ZM106 44H107V43H106ZM146 44H147V43H146ZM162 44H164V45H162ZM174 44H175V43H174ZM200 44H201V43H200ZM200 44H199V47H201ZM238 44H239V43H237V45H238ZM252 44H253V43H252ZM252 44H249V45H252ZM58 45H59V44H58ZM61 45H62V44H61ZM67 45H65V46H67ZM70 45H71V44H70ZM70 45H69V47L71 48L72 45H71V46H70ZM92 45H95V44H92ZM103 45H104V44H103ZM151 45H152V43L150 44V46H151ZM170 45H171V44H170ZM227 45L230 47L229 44H227ZM231 45H232V44H231ZM239 45H240V44H239ZM243 45H244V44H243ZM246 45H247V44H246ZM246 45L243 46V47H245L244 50H247V49H246ZM254 45H255V44H254ZM260 45H262V43H261ZM63 46H64V45H63ZM63 46H61V47H63ZM84 46H85V45H84ZM152 46H153V45H152ZM156 46H157V45H156ZM156 46H155V48H156ZM158 46H159V45H158ZM161 46L158 47V48H161ZM173 46H175V45L172 44L171 47L173 48ZM234 46H235V45H234ZM241 46H242V45H241ZM241 46H240V47H241ZM72 47H73V49H75L74 46H72ZM148 47H149V46H148ZM148 47H147V48H148ZM169 47H170V46H169ZM177 47H178V46H177ZM206 47H207V46H206ZM216 47H217V46H216ZM237 47H238V46H237ZM251 47H252V46H251ZM255 47H256V46H255ZM255 47H253V48H255ZM66 48H67V47H66ZM90 48H91V47H90ZM158 48H157V49H158ZM172 48H171V50L175 49L176 47L173 48V49H172ZM197 48H198V47H197ZM217 48H218V47H217ZM235 48H236V46H235ZM258 48H259V46H258ZM261 48H262V47H261ZM61 49H63V48H61ZM79 49H80V48H79ZM88 49H89V48H88ZM157 49H156V50H157ZM167 49H168V47H167ZM198 49H199V48H198ZM205 49H206V48H205ZM205 49H204V50H205ZM218 49H219V48H218ZM224 49H225V48H224ZM226 49H229V50H230V48H226ZM240 49H241V48H240ZM250 49H251V48H250ZM63 50H64V49H63ZM65 50H67V49H65ZM71 50H72V49H71ZM85 50L88 51L87 48H86ZM89 50H90V49H89ZM92 50H93V49H92ZM156 50H155V51H156ZM160 50H161V49H160ZM169 50H170V49H169ZM171 50H170V51H171ZM229 50H228V51H229ZM232 50H233V52H231V53L234 54V49H232ZM236 50H237V49H236ZM241 50H242V49H241ZM248 50H249V48H248ZM252 50H253V49H252ZM255 50H256V49H255ZM255 50H253V51H255ZM260 50H261V49H260ZM161 51H163V50H161ZM195 51H196V52H195ZM202 51H203V50H202ZM206 51H207V50H206ZM206 51H205V52H206ZM226 51H227V50H226ZM63 52H64V51H63ZM70 52H72V51H70ZM73 52H75V51H73ZM79 52H80V51H79ZM165 52H166V51H165ZM167 52H168V51H167ZM171 52H172V51H171ZM203 52H204V51H203ZM229 52H230V51H229ZM236 52H237V51H236ZM241 52H243V51H241ZM257 52H258V51H257ZM259 52H260V51H259ZM68 53H69V52H68ZM75 53H76V52H75ZM83 53H85V51H84ZM86 53H87V52H86ZM86 53H85V54H86ZM163 53H164V52H163ZM198 53H199V52H198ZM201 53H202V52H201ZM225 53H226V52H225ZM225 53H224V54H225ZM251 53H252V52H251ZM254 53H255V52H254ZM165 54H167V53H165ZM165 54H164V55H165ZM199 54H200V53H199ZM202 54H203V53H202ZM202 54H201V55H202ZM215 54H216V53H215ZM224 54H222V56H223ZM227 54H228V52H227ZM169 55L171 56L170 53H169ZM229 55H230V56H233L232 54H228V56H229ZM243 55H244V54H243ZM243 55H242V56H243ZM246 55H248V54H246ZM251 55H252V54H250L249 56H251ZM72 56H73V55H72ZM83 56H84V55H83ZM199 56H200V55H199ZM199 56H198V57H199ZM203 56H204V55H203ZM213 56H214V55H213ZM217 56H218V55H217ZM228 56H227V57H228ZM253 56H254V55H253ZM70 57H71V56H70ZM80 57H81V56H80ZM84 57H85V56H84ZM90 57H91V56H90ZM163 57H165V56H163ZM166 57H168V56H166ZM166 57H165V58H166ZM198 57H197V58H198ZM204 57H205V56H204ZM246 57H247V56H246ZM255 57H256V56H255ZM255 57H254V58H255ZM260 57H261V56H260ZM74 58H75V57H74ZM76 58H77V56H76ZM94 58H95V57H94ZM98 58H100V57H98ZM153 58H154V56H153ZM201 58H202V57H199L198 60H200ZM221 58H222V57H219L220 60H222ZM233 58H234V57H233ZM237 58H238V57H237ZM240 58H241V57H240ZM77 59H78V58H77ZM77 59H76V60H77ZM81 59H82V58H81ZM100 59H102V58H100ZM104 59H105V58H104ZM166 59H167V58H166ZM169 59H170V58H169ZM169 59H167V61H168ZM215 59H218V57L215 58ZM219 59H218V60H219ZM224 59H225V58H224ZM229 59H230V57H229ZM235 59H236V55H235ZM250 59H251V57H250ZM258 59H259V58H258ZM54 60H55V59H54ZM82 60H84V62L87 61V60H85V59H82ZM82 60L80 61L81 63H82ZM94 60H96V59H94ZM152 60H153V59H152ZM198 60H197V61H198ZM201 60H202V59H201ZM201 60H200V61H201ZM220 60H219V61H220ZM239 60H240V59H238V61H239ZM58 61H59V60H58ZM58 61H57V62H58ZM72 61H75V60H72ZM103 61H105V60H103ZM103 61H101V62H102V65L100 66V68H99V66H97V67L99 68V69L97 68V69H98L97 71H96V70H93V68L91 69V70L96 71V72L90 73L89 78H88L87 81H88L89 83L93 84L94 86H95V85H96V86H97V85H100L101 87H103L104 89H106V90L112 92V94H114V95H116V96H117V94H119V92H125V91H126V93H127V92L129 91V88H128L125 84H123L122 86H121V85L118 86L116 81L114 82V81L111 80V79H113V77H112L113 75L111 76V74H110V71H109V68H110V67L106 65V64H108V63H103ZM215 61H216V60H215ZM219 61H218V63H219ZM223 61H224V60H223ZM223 61H221V62H223ZM225 61H226V60H225ZM228 61H229V60H228ZM231 61H232V60H231ZM231 61H229V62H231ZM233 61H235V60L233 59ZM60 62H61V61H60ZM70 62H71L72 64H71ZM108 62H109V61H108ZM169 62H170V61H169ZM242 62H243V61H242ZM62 63H63V62H62ZM88 63H89V62H88ZM119 63H120V62H119ZM122 63H123V62H122ZM198 63H199V62H198ZM226 63H227V62H226ZM233 63H234V62H233ZM237 63H238V62H237ZM85 64H86V63H85ZM99 64H100V63H99ZM124 64H125V63H124ZM126 64H127V63H126ZM72 65H73V66H72ZM79 65H80V64H79ZM83 65H84V63H83ZM217 65H218V64H217ZM233 65H234V64H233ZM233 65H232V66H233ZM239 65H240V64H239ZM110 66H111V65H110ZM128 66H129V65H128ZM220 66H221V65H220ZM225 66H226V64L224 63V66L222 65L219 69L221 70L222 67L225 68ZM227 66H228L227 68L229 69V68H230L229 65H227ZM230 66H231V64H230ZM65 67H66V66H65ZM81 67H82V66H81ZM88 67H89V66H88ZM94 67H95V66H94ZM108 67H109V68H108ZM114 67L116 68V64H115ZM117 67H118V66H117ZM123 67H124V66H123ZM125 67H126V66H125ZM218 67H219V66H218ZM79 68H80V67H79ZM86 68H87V67H86ZM89 68H90V67H89ZM89 68H88V69H89ZM127 68L129 69V67H127ZM227 68H226V70H227ZM234 68H235V67H234ZM77 69H78V68H77ZM81 69H84V68H81ZM88 69H87V70H88ZM94 69H95V68H94ZM119 69H120V68H119ZM153 69L155 70L154 67H153ZM69 70H68V71H69ZM78 70H79V69H78ZM87 70H86V71H87ZM91 70H90V71H91ZM113 70H114V69H113ZM129 70H130V69H129ZM129 70H128V71H129ZM156 70H157V69H156ZM90 71H89V72H90ZM116 71H117V70H116ZM116 71H115V72H116ZM121 71L125 72V70H121ZM121 71H118V73H120ZM70 72H71V71H70ZM73 72H72V74H73ZM79 72H80V71H79ZM81 72H83V71H81ZM84 72H85V70H84ZM91 72H92V71H91ZM115 72H112V73L115 74ZM131 72H132V71H131ZM144 72H145V71H144ZM149 72H150V71H149ZM151 72H152V71H151ZM153 72H154V71H153ZM153 72H152V73H153ZM166 72H167V71H166ZM220 72H221V73H222V72L224 73L225 71H222V70H221V71H219V73H220ZM74 73H75V72H74ZM87 73H88V72H87ZM87 73H86V75H87ZM145 73H146V72H145ZM155 73H156V72H155ZM219 73H218V75H219ZM225 73H226V72H225ZM256 73H257V72H256ZM75 74H76V73H75ZM78 74H80V73H78ZM84 74H85V73H84ZM120 74H121V73H120ZM120 74H119V76H120ZM129 74H130V73H129ZM131 74H132V73H131ZM170 74H171V73H170ZM191 74H190V75H191ZM194 74H195V73H194ZM73 75H74V74H73ZM116 75H117V73H116ZM127 75H128V73H127ZM152 75H154V74H152ZM218 75H217V76H218ZM259 75H260V74H259ZM259 75H258V76H259ZM76 76H77V75H76ZM76 76H74V77H76ZM78 76H79V75H78ZM110 76H111V78H110ZM117 76H118V75H117ZM124 76H125V75H124ZM124 76H123V78H124ZM132 76H133V75H132ZM163 76H164V75H163ZM188 76H189V75H188ZM188 76H186V77H188ZM193 76H196V74L193 75ZM254 76H255V74H254ZM254 76H252V77H254ZM258 76H257V77H258ZM114 77H116V76L114 75ZM127 77H129V76H127ZM151 77H152V76H151ZM161 77H162V75H161ZM165 77H166V76H165ZM167 77H168V76H167ZM182 77H183V76H182ZM191 77H192V75H191ZM257 77H256V78H257ZM109 78H110V79H109ZM118 78H120V77H118ZM121 78H122V77H121ZM138 78H139V77H138ZM138 78H137V79H138ZM153 78H154V77H153ZM175 78H177V77H175ZM194 78H195V77H194ZM215 78H216V77H215ZM256 78H255V79H252V78H251V80H249V81L247 80V85L249 84L248 87L251 89V91H252V89L254 90V88L257 89V87L260 85V84L257 85V83L260 81V78H259L258 82H257ZM263 78H264V76H263ZM6 79H8L7 76H4V74L1 73V71H0V83H4V82L6 81ZM86 79H87V77H86ZM86 79H84L85 82H86ZM116 79H117V77H116ZM129 79H131V78H129ZM129 79H128V80H129ZM137 79H136V80H137ZM181 79L184 80L183 78L180 77V80H179L180 82H181ZM191 79H192V78H191ZM212 79H213V80H212ZM217 79H218V78H217ZM244 79H245V78H244ZM73 80H74V79H73ZM75 80H76V79H75ZM117 80H118V79H117ZM123 80H125V79H123ZM123 80H122V81H123ZM132 80H133V78H132ZM165 80H166V79H165ZM170 80H169V81H170ZM175 80H176V79H175ZM185 80H186V79H185ZM129 81H131V80H129ZM129 81H128V82H129ZM179 81H177V83H178ZM194 81H196V80H194ZM244 81H245V80H244ZM88 82H86V83H88ZM123 82H124V81H123ZM125 82H126V81H125ZM131 82H134V83H135V81H131ZM174 82H175V85H176V81H174ZM174 82L172 81L171 84H173ZM89 83H88V84H89ZM121 83H122V82L120 81V84H121ZM187 83H188V82H187ZM190 83H191V82H190ZM260 83H261V82H260ZM126 84H127V82H126ZM164 84H165V83H164ZM166 84H168L167 86H169L170 82H169V83H166ZM171 84H170V85H171ZM194 84H195V83H194ZM93 85H92V87H94ZM130 85H131V84H130ZM139 85H140V84H139ZM139 85H138V86H139ZM180 85H181V83H180ZM217 85H218V83H217ZM262 85H263V84H262ZM76 86H77V85H76ZM100 86H99V87H100ZM132 86H133V85H132ZM132 86H131V88H134V87H132ZM138 86H135V87H138ZM164 86H165V85H164ZM164 86H163V87H164ZM167 86H166V87H167ZM97 87H98V86H97ZM97 87H96V88H97ZM101 87H100V88H101ZM163 87H162V89H164L163 92H165L166 89H165V87H164V88H163ZM169 87H170V86H169ZM176 87H177V86H176ZM180 87H181V86H180ZM246 87H247V86H246ZM100 88H99V89H100ZM131 88H130V89H131ZM167 88H168V87H167ZM170 88H171V87H170ZM170 88H169V89H170ZM222 88H223V87H222ZM241 88L243 89V87H241ZM260 88H261V86H260ZM245 89H246V88H245ZM256 89H255V90H256ZM101 90H102V89H101ZM140 90H141V89H140ZM167 90H168V89H167ZM255 90H254V91H255ZM108 91H107V92H108ZM136 91H137V90H135V91H133V92H136ZM141 91H142V90H141ZM152 91H153V90H152ZM168 91H169V90H168ZM258 91H260V90H258ZM154 92H155V91H154ZM160 92H161V91H160ZM160 92H159V93H160ZM163 92H162V93H163ZM245 92H246V91H245ZM138 93L140 94V91H139ZM138 93H137V95H138ZM141 93H142V92H141ZM157 93H158V92H157ZM257 93H258V92H257ZM123 94H124V93H123ZM123 94H121V95H123ZM160 94H161V93H160ZM195 94H196V93H195ZM242 94H243V93H242ZM246 94H247V93H246ZM125 95H126V94H125ZM132 95H133V94H132ZM135 95H136V94H135ZM151 95H153V94H151ZM162 95H164V93H163ZM165 95H166V94H165ZM196 95H197V94H196ZM213 95H215V94H213ZM216 95H217V93H216ZM240 95H241V94H240ZM118 96H119V95H118ZM128 96H129V95H128ZM140 96H141V95H140ZM145 96H146V95H145ZM145 96H143V97H145ZM148 96H149V95H148ZM157 96H158V95H157ZM209 96H208V97H209ZM120 97H121V96H120ZM136 97H137V96H136ZM138 97H139V95H138ZM138 97H137V99H138ZM152 97H154V95H153ZM158 97H159V96H158ZM160 97H161V95H160ZM172 97H173V96H172ZM198 97H199V96H198ZM201 97H199V98L195 97V99L197 98L198 101H199V100H201ZM211 97H212V96H211ZM211 97L208 98V102L206 103V101H204L206 98L203 96L204 99H202V101H203L204 103L208 104V103H210V100H209V99H211ZM239 97H240V96H239ZM146 98H147V97H145V100H146ZM149 98H151V97H149ZM168 98H169V97H168ZM214 98H215V97H214ZM214 98H213V99H214ZM251 98H252V96H251ZM253 98H254V97H253ZM128 99H129V98H128ZM130 99H131V97H130ZM135 99H136V98H135ZM135 99H134V100H135ZM156 99H157V97H156ZM156 99H155V98H154V99L152 98V99H150V100L147 99L146 102L143 101V102H142V103H144V104H143V107L141 106V107H142V111L139 110V111H141V113H142V115H141V117H143V120H142V121H144V124H145V125L147 124V125L150 126L149 128H151V129H150L151 132L148 130V132H150L149 134L152 135V136H151V138H152L151 140H152V141L150 140V146H151V148H153V149L157 152L158 155H156V156L161 157L162 160H164V159L168 160V161L171 163L170 166H172V164H174L175 166L181 168V170L183 169L185 172H190V173H189L190 175H191V172H195V173H196L197 171L200 172V170H206V173H207L208 170L211 171L213 168H215L216 166H218V165L215 164V162H216V161L218 162L219 159H217V158L222 157L224 154H223L222 156H220V157H219V156H216V155H217L216 153H218L219 151L215 152V145H216V143L213 141V137H214V140H215V137H216V136H215L214 133H213L214 128L212 127V125H210V124L208 123V124L210 125V129H213V130H211V131L206 130V129H207V128H206V125H208V124H206V121H204V120H206V119H203L204 116H202V115L199 116V117H202V118H199V119H201V120L203 119V121L205 122V124L203 123L202 125H201V123H199V124L201 125L200 128H199V129H200L199 131H198L196 125H195V127H196V129H197V130L195 131V133H198V134H196V136L189 135L185 130H182V128H181L182 125L180 124L181 121L179 120V115H181L182 113L180 114L179 111L177 110L179 105H176V104H175L176 101H175V103H174V101H170V100H169V101H170V102H169V101H167V98H166L167 103H165V101H162V100H156ZM163 99H164V98H163ZM171 99H172V98H171ZM219 99H220V98H219ZM243 99H245V98H243ZM143 100H144V98H143ZM172 100H174V99H172ZM176 100H177V99H176ZM215 100H216V99H215ZM254 100H255V99H254ZM131 101H132V100H131ZM198 101H195L194 103H196V102H198ZM202 101H201L199 104L197 103V104H198V107H199V105H201ZM213 101H214V100H213ZM213 101L211 100V103H212ZM219 101H220V100H219ZM219 101L217 100V103H221V102H222V101H221V102H219ZM224 101H225V99L223 100V102H224ZM228 101H229V100H228ZM246 101H247V100H246ZM251 101H252V100H251ZM140 102H141V101H140ZM225 102L227 103V101H225ZM247 102H248V101H247ZM249 103H250V102H249ZM177 104H178V102H177ZM224 104H225V103H223V106H224ZM227 104H229V103H227ZM246 104H247V103H246ZM202 105H203V104H202ZM204 105H205V104H204ZM210 105H211V104H210ZM218 105H219V104H218ZM218 105H217V106H218ZM221 105H222V104H221ZM221 105H219L220 108H221ZM226 106H228V105H226ZM226 106H225V108H228V107H226ZM247 106H248V105H247ZM247 106H246V107H247ZM250 106H251V105H250ZM250 106H249V107H250ZM141 107H140V108H141ZM179 107H181V106H179ZM246 107H245V108H246ZM253 107H254V106H253ZM140 108H139V109H140ZM182 108H183V107H182ZM184 108H185V107H184ZM184 108H183V110H185ZM222 108H223V107H222ZM225 108H224V109H225ZM229 108H230V107H229ZM261 108H262V107H261ZM261 108H260V109H261ZM211 109H212V108H211ZM224 109H223V110H224ZM230 109H231V108H230ZM240 109H241V108H240ZM262 109H264V108H262ZM203 110H204V109H203ZM209 110H210V109H209ZM225 110L228 111L229 109H225ZM257 110H258V109H257ZM181 111H182V109H181ZM187 111H188V110H187ZM190 111H191V110H190ZM204 111H205V110H204ZM206 111H207V109H206ZM232 111H233V110H232ZM242 111H243V109H242ZM251 111H253V109H252ZM251 111H249V112H250V113H254V112H255V111H254V112H251ZM258 111H259V110H258ZM258 111H257V112H258ZM260 111H262V110H260ZM183 112H184V111H183ZM196 112H197V111H196ZM198 112H199V111H198ZM198 112H197V114L199 115V113H201V112H199V113H198ZM210 112H211V111H210ZM224 112H225V111H224ZM240 112H241V111H240ZM249 112H248V113L246 112V113L249 114ZM187 113H188V112H186V115H187ZM221 113H222V112H221ZM225 113H227V112H225ZM246 113H245V114H246ZM188 114H189V113H188ZM193 114H194V113H193ZM193 114L190 113V115H193ZM207 114H208V113H207ZM231 114H232V113H231ZM259 114H261V112H260ZM186 115H185V117H186ZM222 115H223V114H222ZM236 115H237V111H236ZM236 115H235V116H236ZM238 115H239V114H238ZM249 115H251V114H249ZM255 115H256V117L258 116V114H256V112H255ZM255 115H253V116L255 117ZM263 115H264V114H262V116H263ZM188 116H189V115H188ZM206 116H208V115H206ZM226 116H227V115H226ZM229 116H230V115H229ZM235 116H234V118H235ZM243 116L246 117L245 115H243ZM243 116H242V117H243ZM262 116H261V117H262ZM181 117H182V116H181ZM185 117H184V118H185ZM191 117H192V116H191ZM197 117H198V116H197ZM224 117H225V116H224ZM231 117H232V116H231ZM247 117H248V115H247ZM247 117H246V118H247ZM254 117H253V119H254ZM256 117H255V118H256ZM189 118H190V117H189ZM189 118H188V119H189ZM205 118H206V117H205ZM237 118H238V117L236 116L235 119L238 120ZM250 118H251V117L249 116V118H247V119H250ZM258 118H259V116H258ZM262 118H263V117H262ZM262 118H261V119H262ZM182 119H183V118H182ZM197 119H198V118H197ZM247 119H246V121H247ZM261 119H260V120H261ZM263 119H264V118H263ZM194 120H195V118H194ZM194 120H193V121H194ZM231 120H232V122H234V119H231ZM231 120H230V121H231ZM236 120H235V122H236ZM240 120L243 121L242 118H240ZM257 120H258V119H257ZM217 121H218V120H217ZM225 121H226V120H225ZM242 121H239L238 123H239V124H243ZM244 121H245V120H244ZM244 121H243V122H244ZM262 121H263V120H262ZM200 122H201V121H200ZM207 122H208V121H207ZM211 122H212V121H211ZM228 122H229V121H228ZM232 122H231V123H232ZM255 122H256V121H252V124L255 123ZM193 123H194V122H193ZM229 123H230V122H229ZM197 124H198V123H197ZM199 124H198V125H199ZM215 124H216V122H215ZM234 124H235V123H232V125H234ZM249 124L252 125L251 122H250ZM255 124H256V123H255ZM180 125H181V126H180ZM209 125H208V126H209ZM228 125H229V124H228ZM235 125H236V126H235ZM235 125H234V126H235V128H236V127H237V123H236ZM243 125H244V124H243ZM243 125H242V126H243ZM250 125H249V127H250ZM208 126H207V127H208ZM218 126H220V125L218 124ZM218 126H216V129H218ZM230 126H231V125H230ZM247 126H248V125H247ZM261 126H262V124H261ZM182 127H185V126H182ZM186 127H187V126H186ZM258 127H259V126H258ZM149 128H148V129H149ZM221 128H222V127H221ZM223 128H224V127H223ZM225 128H227V127H225ZM225 128H224V129H225ZM229 128H230V127H229ZM244 128H245V127H244ZM250 128H251V127H250ZM208 129H209V128H208ZM241 129H242V128H241ZM255 129H256V128H255ZM255 129H254V130H255ZM261 129H262V128H261ZM186 130H187V129H186ZM225 130H226V129H225ZM244 130H245V129H243V131H244ZM263 130H264V129H263ZM192 131H193V130H192ZM216 131H217V130H216ZM229 131H230V130H229ZM241 131H242V130H241ZM250 131H252V130H250ZM190 132H191V131H190ZM190 132H189V133H190ZM221 132H222V131H221ZM227 132H228V131H227ZM248 132H249V130H248ZM261 132H262V131H261ZM195 133L193 132L194 135H195ZM217 133H219V132H217ZM222 133L225 134L224 132H222ZM234 133H235V132H234ZM250 133H251V132H250ZM259 133H260V132H259ZM190 134H191V133H190ZM226 134H227V133H226ZM237 134H238V132H237ZM242 134H243V133H242ZM242 134H241V135H242ZM245 134H246V133H245ZM245 134H244V135H245ZM257 134H258V133H257ZM260 134H263V133H260ZM228 135H229V134H228ZM231 135H233V134H231ZM226 136H227V135H226ZM251 136H252V134H251ZM251 136H250V137H251ZM256 136H257V135H256ZM259 136H260V135H259ZM228 137H229V136H228ZM228 137H225V138H228ZM234 137H236V136H234ZM263 137H264V136H263ZM221 138H222V137H221ZM229 138H230V137H229ZM232 138H233V137H232ZM237 138H238V136H237ZM243 138H244V137H243ZM254 138H255V137H254ZM149 139H150V138H149ZM239 139H240V138H239ZM246 139H247V138H246ZM250 139H251V138H250ZM261 139H262V137H261ZM261 139H260V137H259V140H261ZM226 140H227V139H226ZM228 140H229V139H228ZM235 140H236V142H237V139H235ZM248 140H249V139H248ZM248 140H247V141H248ZM215 141H216V140H215ZM220 141H222V139H221ZM220 141H218V142H219V144L217 143L218 145L221 144ZM243 141H244V140H243ZM247 141H246V142H247ZM255 141H256V138H255ZM147 142H148V141H147ZM232 142H233V141H232ZM234 142H235V141H234ZM260 142H262V141H260ZM263 142H264V141H263ZM263 142H262V143H263ZM241 143H242V142L238 143V145L241 144ZM247 143H248V142H247ZM247 143H246V144H247ZM224 144H225V143H224ZM224 144H221V145H224ZM226 144H227V143H226ZM229 144H231V143H229ZM235 144H236V143H235ZM218 145H217V146H218ZM238 145H237V146H238ZM244 145H245V144H244ZM252 145H253V144H252ZM254 145H256V144H254ZM240 146H243V145H240ZM258 146H259V145H258ZM263 146H264V143H263ZM263 146H262V148H263ZM148 147H149V146H148ZM222 147H223V148H222ZM222 147H221V148L225 150V147H226V146H225V147L222 146ZM246 147H247V146H246ZM251 147H252V146H251ZM260 147H261V146H260ZM149 148H150V147H149ZM216 148H218V147H216ZM219 148H220V146H219ZM231 148H233V147L231 146ZM237 148H238V147H237ZM244 148H245V147H244ZM244 148L241 147V149H244ZM247 148H248V147H247ZM262 148H261V150H262ZM222 149H221V150H222ZM229 149H230V148H229ZM218 150H219V149H218ZM253 150H254V149H253ZM253 150H252V151H253ZM258 150H259V152L261 151L260 148H258ZM148 151H149V150H148ZM152 151H153V150H152ZM222 151H223V150H222ZM226 151H227V150H226ZM226 151H225V152H226ZM229 151H230V150H229ZM239 151H240V150H239ZM263 151H264V150H263ZM212 152H215L216 161H214L213 158H212V157H213V156L211 155ZM225 152H224V153H225ZM227 152H228V151H227ZM236 152H237V151H236ZM221 153H222V152H221ZM251 153H254V151L251 152ZM251 153H250V154H251ZM257 153H258V151H257ZM225 154H226V153H225ZM241 154H242V153H241ZM247 154H248V153H247ZM250 154H249V156H250ZM260 154L262 155L263 153L261 152ZM255 155H256V154H255ZM263 155H264V154H263ZM211 156H212V157H211ZM224 156H225V155H224ZM224 156H223V157H224ZM242 156H243V155H242ZM249 156L247 155V157H249ZM259 156H260V155H258V157H259ZM128 157H129V156H128ZM226 157H227V154H226ZM239 157H240V156H239ZM245 157H246V156H245ZM250 157H251V156H250ZM253 157H255V156L253 155ZM261 157H263V156H261ZM143 158H144V157H143ZM154 158H155V157H154ZM224 158H225V157H224ZM237 158H238V157H237ZM237 158H236V159H237ZM259 158H260V157H259ZM259 158H257V159H259ZM159 159H160V158H159ZM214 159H215V158H214ZM225 159H226V158H225ZM247 159H249V161H250V158H247ZM253 159H254V158H253ZM255 159H256V157H255ZM261 159H262V158H261ZM166 160H164V162H165ZM220 160H221V162H222L223 158L220 159ZM230 160H232V159H230ZM233 160H234V158H233ZM243 160H244V159H242V161H243ZM262 160H263V159H262ZM225 161H226V160H225ZM84 162H85V161H84ZM217 162H216V163H217ZM238 162H239V161H238ZM253 162H254V161H253ZM253 162L251 161V164H252ZM259 162H260V161H259ZM121 163H123V162H121ZM121 163H120V164H121ZM230 163H232V162H230ZM233 163H234V162H233ZM233 163H232V164H233ZM255 163H256V162H255ZM120 164H119V165H120ZM124 164H125V163H124ZM159 164H161V163H159ZM222 164H223V163H222ZM68 165H69V164H68ZM98 165H99V164H98ZM219 165H220V163H219ZM223 165H224V164H223ZM225 165H226V164H225ZM233 165H234V164H233ZM235 165H236V164H235ZM235 165H234V167H236ZM253 165H254V164H253ZM94 166H95V165H94ZM116 166H117V165H116ZM162 166H163V165H162ZM165 166H169L168 163H167V165L165 164ZM240 166H241V165H240ZM64 167H65V166H64ZM114 167H115V166H114ZM129 167H130V166H129ZM177 167H175L176 170H177ZM219 167H221V166H219ZM230 167H232V166H230ZM230 167H229V169H230ZM234 167H233V168H234ZM245 167H248V166H245ZM90 168H91V167H90ZM131 168H132V166H131ZM131 168H130V169H131ZM163 168H165V167H163ZM163 168H161V169L163 170ZM166 168H169V167H166ZM171 168H172V167H171ZM171 168H170V169H171ZM216 168H218V167H216ZM227 168H228V166H227ZM251 168H252V167H251ZM72 169H74V168H72ZM88 169H89V168H88ZM99 169H100V167H98V170H97V171H99ZM109 169H110V168H109ZM116 169H117V168H116ZM130 169H129V171H130ZM150 169H151V168H150ZM170 169H169V170H170ZM210 169H211V170H210ZM218 169H219V168H218ZM218 169H217V170H218ZM223 169H224V168H223ZM67 170H68V169H67ZM80 170H81V169H80ZM86 170H87V169H86ZM93 170H94V168H92V172H94ZM101 170H102V168H101ZM103 170H104V169H103ZM103 170H102V171H103ZM126 170L128 171V169H125V171H126ZM152 170H153V169H152ZM154 170H155V169H154ZM156 170H157V169H156ZM166 170H168V169H166ZM166 170H164L163 173H164ZM171 170H172V169H171ZM179 170H180V169H178V171H179ZM250 170H251V169H250ZM61 171H62V170H61ZM65 171H66V170H65ZM69 171H71V170H69ZM95 171H96V168H95ZM97 171H96V172H97ZM116 171H117V170H116ZM135 171H136V169H135ZM135 171H134V170L132 171V175H133V177H134L135 174H136ZM157 171H158V170H157ZM157 171H156V172H157ZM160 171H161V170H160ZM160 171H159V172H160ZM209 171H208V172H209ZM212 171H214V170H212ZM218 171H219V170H218ZM218 171H217V172H218ZM247 171H248V170H247ZM58 172H59V171H58ZM58 172H57V174H59ZM96 172L94 173V178L97 177L95 174H98V173H99V175L101 176V173H100L101 171H99L98 173H96ZM111 172H112V171H111ZM119 172H120V171H119ZM134 172H135V173H134ZM152 172H153V171H152ZM152 172H151V173H152ZM156 172H155V173H156ZM161 172H162V171H161ZM172 172H174V171H172ZM221 172H222V171H221ZM221 172H220V174H221ZM248 172H249V171H248ZM60 173H61V172H60ZM62 173L64 174V172H62ZM62 173H61V174H62ZM66 173H67V172H65V174H66ZM69 173L72 174V172H69ZM73 173H75V171H74ZM80 173H81V172H80ZM84 173H85V172H84ZM89 173H90L91 178H92L93 173H91V172H89ZM89 173H88V175H89ZM105 173H106V171H105ZM107 173H109V172H107ZM107 173H106V176L102 174V175H103L102 177H107V176L110 177V176H111L110 173H109L110 175H107ZM117 173H118V172H117ZM117 173H116V174L114 173V175H117ZM130 173H131V172H130ZM130 173H129V177H130V178L128 177L129 179H131ZM146 173H147V172H145V174H146ZM155 173H154V176H153V177H155ZM163 173H160V174L163 175ZM204 173H205V172H204ZM209 173H211V172H209ZM57 174H56L55 177H57ZM61 174H60V175H61ZM67 174H68V173H67ZM71 174H70V175H71ZM77 174L79 175L78 172H77ZM123 174H124V173H123ZM142 174L145 175V174H144V171H143ZM142 174H138V173H137L138 177H139L140 175L143 176ZM149 174H150V173H149ZM157 174H158V173H157ZM164 174H165V173H164ZM183 174H184V173H183ZM185 174H186V173H185ZM196 174H198V173H196ZM196 174H195V175H196ZM207 174H208V173H207ZM207 174H205V175H207ZM238 174H239V173H238ZM240 174H241V173H240ZM249 174H250V173H249ZM68 175H69V174H68ZM68 175H66V176L69 177ZM81 175H82V174H81ZM81 175H79L78 177H80ZM124 175H125V174H124ZM124 175H123V176H124ZM137 175H136V176H137ZM147 175H148V174H147ZM150 175H151V174H150ZM187 175H188V174H187ZM211 175H212V174H211ZM244 175H245V174H244ZM253 175H254V174H253ZM61 176H63V175H61ZM66 176H65V175L63 176V180L65 179ZM84 176H86V175H84ZM95 176H96V177H95ZM157 176H158V175H157ZM188 176H189V175H188ZM191 176L193 177V175H191ZM197 176H201V173H200V175L198 174ZM218 176H219V175H218ZM224 176H225V175H224ZM241 176H242V175H241ZM245 176H246V175H245ZM247 176H248V175H247ZM247 176H246V177H247ZM254 176H255V175H254ZM67 177H66V178H67ZM70 177H71V176H70ZM74 177H75V176H74ZM76 177H77V176H76ZM76 177H75V178H76ZM82 177H83V176H82ZM109 177H107V180H109V182H110L112 179H114V178H112V177H110L111 179H108ZM133 177H132V178H133ZM144 177H146V175H145ZM144 177H143V179H144V181H146ZM153 177H150V178H152L151 181H153ZM159 177H161V175H159ZM186 177H187V176H186ZM189 177H190V176H189ZM213 177H214V176H213ZM222 177H223V176H222ZM236 177H237V176H236ZM57 178L59 179V177H57ZM57 178H56V179H57ZM88 178H89V176H88ZM121 178H122V177H121ZM125 178H126V175H125ZM128 178H127V179H128ZM135 178H136V177H135ZM141 178H142V177H141ZM155 178H156V177H155ZM163 178H164V177H163ZM171 178H172V177H171ZM171 178H170V179H171ZM193 178L195 179V176H194ZM193 178H192V179H193ZM224 178H225V177H224ZM54 179H55L54 176H51V178L48 179L49 182L47 181L48 184H47L45 187L48 188V187H49V184L52 183L51 181L54 180ZM56 179H55V181H56ZM61 179H62V178H61ZM67 179H68V178H67ZM69 179H70V178H69ZM73 179H74V178H73ZM82 179H84V177H83ZM86 179H87V178H86ZM105 179H106V178H105ZM122 179H123V178H122ZM133 179H134V178H133ZM139 179H140V178H138V181H139ZM147 179H149L148 176H147ZM157 179H158V178H157ZM157 179H156V180H157ZM161 179H162V178H161ZM188 179H189V178H188ZM188 179L185 178V181H187ZM196 179H197V178H196ZM201 179H202V178H201ZM59 180H60V179H59ZM63 180H61V181H63ZM71 180H72V179H71ZM71 180H70V184H71V182H73V183L75 182V181H71ZM77 180H80V179L77 178ZM84 180H85V179H84ZM84 180H83V181H84ZM93 180H94V179H93ZM97 180H99V179H97ZM107 180H105V181H107ZM116 180H117V179H116ZM136 180H137V179H136ZM136 180H132V179H131V181H133L132 183H134V181H136ZM140 180H141V179H140ZM253 180H254V179H253ZM67 181H68V180H67ZM88 181H90V180H88ZM95 181H96V180H95ZM105 181H104V182H105ZM114 181H115V180H114ZM122 181H123V180H122ZM124 181H125V179H124ZM124 181H123V183H124ZM126 181H127V180H126ZM138 181H137V182H138ZM185 181H184V182H185ZM189 181H192V180H191V177H190V180H189ZM197 181H198V180H197ZM200 181L202 182L203 180H199V183H201ZM208 181H209V180H208ZM210 181H211V180H210ZM213 181H214V179H213ZM218 181H219V180H218ZM53 182H54V181H53ZM80 182H81V180H80ZM90 182H92V181H90ZM99 182H100V181H99ZM102 182H103V181H102ZM102 182H101V183H102ZM104 182H103V183H104ZM117 182H118V181H117ZM127 182H128V181H127ZM148 182H149V181H148ZM154 182H155V180H154ZM184 182H183V183H184ZM194 182H195V181L193 180V183H194ZM235 182H236V181H235ZM44 183H45V182H44ZM67 183L69 184V181H68ZM67 183H66V184H67ZM87 183H88V182H87ZM95 183H96V182H95ZM103 183H102V184H103ZM112 183H113V182H112ZM123 183H122V184H123ZM129 183H130V181H129ZM140 183H141V184H146V186H145V185H144V186L147 187V181H146V183H145V182L143 183V180H142V181H140ZM159 183H160V182H159ZM190 183H191V182H190ZM190 183L188 184V182H187V183H184L183 185L181 184L182 186L179 187V188L176 187V188H175V189H176L175 192H174V193L172 194V196L169 198V200H170V204H171L172 209L174 210V213H175V212L177 213V212H179L180 210H184V209H185V210H188V209H190V208L192 207V205H193L194 203L196 204V202L198 201V196H201L200 194L198 195V191H199V193H200V192L202 193L203 188H202V190L200 191V189H199L198 186H197L196 188H198V191L196 192L197 189H195V190L193 191V190H192L193 187L191 188ZM195 183H196V182H195ZM195 183H194V184H195ZM202 183H203V182H202ZM217 183H218V182H217ZM221 183H222V182H221ZM45 184H46V183H45ZM53 184H54V183H53ZM53 184H52V185H53ZM56 184H57V186H55V187H58L61 183H60V184H59V183H56ZM58 184H59V185H58ZM82 184H83V183H82ZM88 184H89V183H88ZM91 184H93V183H91ZM96 184H97V183H96ZM98 184L100 185V183H98ZM102 184H101V185H102ZM107 184H108V183H107ZM107 184H106V185H107ZM125 184H126V183H125ZM125 184H123V185H125ZM136 184H137V183H135V184L133 185V188H135L134 186H135ZM149 184H150V183H149ZM149 184H148V185H149ZM155 184H157V181H156ZM155 184H153V185H155ZM178 184H179V183H178ZM194 184H193V185H194ZM52 185H50V186H52ZM54 185H55V184H54ZM62 185H63V184H61V186H62ZM79 185H80V184H79ZM79 185H78V183L76 184V186H79ZM85 185H86V184H85ZM93 185H94V184H93ZM99 185H97V186H99ZM109 185H110V183H109ZM117 185H118V184H117ZM130 185L132 186L131 183L129 184V186H130ZM150 185H152V183H151ZM153 185H152V187H153ZM198 185H199V184H198ZM201 185H202V184H201ZM226 185H227V184H226ZM61 186H60V187H61ZM66 186H67V185H66ZM71 186H73V185H71ZM76 186L74 185V187H76ZM91 186H92V185H91ZM97 186H96V187H97ZM113 186H115V185H113ZM120 186H121V185H120ZM126 186H127V184H126ZM126 186H125V188H126ZM140 186H141V185H140ZM204 186H205V185H204ZM210 186H211V185H210ZM68 187H69V185H68ZM79 187H80V186H79ZM86 187H87V186H86ZM92 187H93V186H92ZM96 187H95V188H96ZM101 187H102V186H101ZM101 187H98V189H97L98 192H96V194H95V195H97L98 197H97V196H95V197H91L92 200L94 201V202H92V204H91L92 207L97 208V204H96L97 202H100V200H102V201H105V202L107 203V197L110 198V197H109L110 195L108 196L107 193H104L106 190H105L104 192L102 191V189H103L105 186H104L103 188H101ZM156 187H157V186H156ZM194 187H195V185H194ZM199 187H201V186H199ZM215 187H216V186H215ZM232 187H233V186H232ZM236 187H237V186H236ZM61 188H62V187H61ZM69 188H70V187H69ZM71 188H72V187H71ZM105 188H106V187H105ZM110 188H111V187H110ZM110 188H109V191H110ZM136 188H137V186H136ZM147 188H149V190H150L151 187L149 186V187H147ZM153 188H155V186H154ZM153 188H152V190H153ZM45 189H46V188H45ZM48 189H49V188H48ZM76 189H77V188H76ZM78 189L80 190V188H78ZM82 189H83V188H82ZM106 189H107V188H106ZM113 189H116V188H113ZM117 189H118V188H117ZM117 189H116V190H117ZM120 189H121V192H122V186L120 187ZM129 189H130V188H129ZM129 189H128V188H127V189H124V190H126V191H123L121 194H119V195H120V196L118 197L119 200L117 201V202H119V204H120V203L122 204L123 202H127V203H129L130 199H131V201L134 200V199L130 198V197H131L130 194H132L133 192L130 191ZM131 189H132V188H131ZM143 189H144V190H147V191H145V192H147L146 194L143 193V191H144V190H143V191H142V195L140 194V195H141V196H140L139 193H138V192H139L138 190H140V189H138V190L136 189L134 195H135V196L138 195V196L142 197L143 194H144V197H146L145 195L148 194V189H145L144 187H143ZM215 189H216V188H215ZM242 189L244 190V188H242ZM40 190H41V188H40ZM40 190H39V191H40ZM42 190H43V189H42ZM42 190H41V191H42ZM49 190H52V189H49ZM62 190H63V188H62ZM67 190H68V189H66L65 191H67ZM69 190H70V189H69ZM73 190H75V188H74ZM158 190H159V189H158ZM158 190L156 189V190H154V191H158ZM229 190H230V189H229ZM41 191H40V192H41ZM43 191H44V190H43ZM43 191H42V194L45 193V192L43 193ZM47 191H48V190H47ZM47 191H46V192H47ZM59 191H60V190H59ZM81 191H84V194H85V192H86V190H81ZM81 191H80V192H81ZM89 191H91V190L89 189ZM94 191H95V190H94ZM109 191H108V192H109ZM133 191H134V190H133ZM154 191H153V195L155 194ZM171 191H172V190H171ZM48 192H49V191H48ZM48 192H47V193H48ZM53 192H54V191H53ZM60 192H62V191H60ZM60 192H59L58 194H60ZM70 192H71V190H70ZM80 192H79V193H80ZM111 192H112V190H111ZM111 192H109V193H111ZM131 192H132V193H131ZM136 192H137V193H136ZM140 192H141V190H140ZM150 192H151V190H150ZM172 192H173V191H172ZM172 192H171V193H172ZM235 192H236V190H235ZM50 193H52V192H50ZM50 193H49V194H50ZM56 193H57V192H56ZM62 193H65V192H62ZM62 193H61V194H62ZM66 193H68V191H67ZM75 193H76V191H75ZM77 193H78V192H77ZM81 193H82V192H81ZM86 193H88V189H87V192H86ZM91 193H92V192H91ZM112 193L114 194V191H113ZM112 193H111V194H112ZM40 194H41V193H40ZM88 194H89V196H88V198H89L91 194H90V193H88ZM117 194H118V193H117ZM151 194H152V193H151ZM163 194H164V193H163ZM213 194H214V193H213ZM44 195L46 196V194H44ZM54 195H55V194H54ZM63 195H64V194H63ZM71 195H73V194H71ZM79 195H80V194H79ZM79 195H77V196H79ZM82 195H83V193H82ZM85 195H86V194H85ZM92 195L94 196V193H92ZM132 195H133V194H132ZM134 195H133V196H134ZM149 195H150V194H149ZM153 195H152V196H153ZM197 195H198V196H197ZM56 196H57V195H56ZM58 196H60V195H58ZM58 196H57V197H58ZM64 196L66 197L67 195H64ZM69 196H70V195H69ZM75 196H76V195H75ZM75 196H73V197L75 198ZM114 196H115V198H116V195H114ZM114 196H111V198L114 197ZM133 196H132V197H133ZM152 196H151V197H152ZM154 196H155V195H154ZM50 197H52V196H50ZM54 197H55V196H54ZM67 197H68V196H67ZM80 197H82V196H80ZM140 197H137V198H136L137 200L135 199V201H138ZM222 197H223V196H222ZM230 197H231V196H230ZM258 197H259V196H258ZM59 198H61V196H60ZM59 198H58V199H59ZM71 198H72V197H71ZM71 198H70V199H71ZM74 198H73V199H74ZM111 198H110L108 201H111V202H112ZM133 198H134V197H133ZM165 198H166V196H165ZM38 199H39V198H38ZM40 199H41V200L39 201V203L37 202L38 205H35V207L33 208V211H32V212L34 213L33 217H31V215H30L31 218H30V220H28V221H30V223H29L30 225H29V227H27V228H28L27 231H28V232L31 231L30 233L35 232V230H37V229L39 228V226L43 224L42 221H43L44 218H45V212L47 211V210H46V209H47V208H46V207H47V206H46L47 200H46V198H44V196H43V198L40 197ZM48 199H49V198H48ZM58 199H57V200H58ZM63 199H64V197H63ZM68 199H69V198H68ZM73 199H72V200H73ZM80 199H82V198H80ZM85 199H86V198L84 197L83 201H84ZM113 199H114V198H113ZM145 199H146V198H145ZM201 199H202V196H201ZM217 199H218V198H217ZM260 199H262V198H260ZM60 200H61V202H62V199H60ZM66 200H67V199H66ZM74 200H75V199H74ZM116 200H117V199H115V201H116ZM142 200H143V198H142ZM162 200H163V199H162ZM236 200H237V199H236ZM238 200H239V199H238ZM53 201H55V200H53ZM75 201H77V199H76ZM102 201H101V202H102ZM131 201H130V203H129L130 205L128 204V205L130 206V208H131L132 210L137 209V208H132V206H133V205H138V204H136V202H135V204L132 202V203H133V205H132V204H131ZM63 202H64V201H63ZM63 202H62V203H63ZM67 202H68V201H67ZM67 202L65 201V203H67ZM72 202H74V201H72ZM79 202H80V201H79ZM79 202H74V203H75V206L77 205V206H76L77 208H76V207H71V206H72V205H71V206L68 207V211L71 212L72 215H74V220H77V222H79L80 225H82V226L84 225V228H85V226H86L87 224H89L90 222H92L91 219L93 218L94 215L91 217L90 215L85 214V212H84V210H83L84 208H83V209H80V211H79L78 208H82V207H80V206L83 205V204H82V200H81L80 203H79ZM101 202H100V203H101ZM105 202H103V203H104V205H103L104 207L106 206V203H105ZM111 202H110V203H111ZM113 202H114V201H113ZM141 202H142V201H141ZM144 202H145V201H144ZM198 202H199V201H198ZM200 202H201V201H200ZM252 202H253V201H252ZM68 203H69V202H68ZM76 203H78V204H76ZM88 203H89V202H88ZM114 203H115V202H114ZM138 203H140V202L138 201ZM146 203H147V202H146ZM146 203H145V204H146ZM151 203H152V202H151ZM204 203H205V202H204ZM259 203H261V202H259ZM53 204H54V203H53ZM55 204H56V203H55ZM84 204H85V202H84ZM89 204H90V203H89ZM89 204H88V205H89ZM121 204H120L119 206H121ZM69 205H70V204H69ZM88 205H87L86 207H89ZM108 205H109V204H108ZM124 205L127 206L126 204H124ZM199 205H200V204H199ZM100 206H101V204H100ZM111 206H112V205H111ZM111 206H109V207H111ZM119 206H118V208H119ZM138 206L140 207V205H138ZM141 206H142V205H141ZM49 207L52 208V205H50ZM49 207H48V208H49ZM54 207H55V206H54ZM112 207H113V206H112ZM112 207H111V208H112ZM135 207H136V206H135ZM146 207H147V205H146ZM55 208H57V207H55ZM101 208H103V207H101ZM121 208H122V207H121ZM121 208H119V210H120ZM127 208H128V207H127ZM127 208H125V210H127ZM130 208H128V209H129V212L132 211V210H130ZM52 209H53V208H52ZM57 209H58V208H57ZM57 209H56V210H57ZM62 209H63V207H62ZM62 209H61V210H62ZM87 209H88V208H87ZM98 209H99V208H98ZM98 209H97V211H98ZM105 209H106V211L108 210V208H105ZM113 209H114V208H113ZM141 209H142V208H141ZM54 210H55V209H54ZM61 210H60V212H61ZM122 210H123V209H121V211H122ZM50 211H52V210H50ZM65 211H66V210H65ZM68 211H67V212H68ZM97 211L95 210L94 212H97ZM102 211H103V212H106V211L103 210V209H102ZM108 211H109V210H108ZM108 211H107V212H108ZM111 211H112V210H111ZM121 211H120V212H121ZM127 211H128V210H127ZM137 211H139V210H137ZM149 211H150V210H149ZM63 212H64V210H63ZM67 212H66V213H67ZM91 212H92V211H90V213H91ZM124 212H125V211H124ZM132 212H134V211H132ZM260 212H261V211H260ZM64 213H65V212H64ZM87 213H88V212H87ZM90 213H89V214H90ZM99 213H100V209H99ZM99 213H98V215H99ZM101 213H102V212H101ZM101 213H100V214H101ZM117 213H118V210H117ZM149 213H150V212H149ZM52 214H53V213H52ZM54 214L56 215V213H54ZM61 214H62V213H61ZM61 214H60V215H61ZM106 214H108V213H105V216H106ZM113 214H114V213H113ZM126 214H128V213H126ZM133 214L135 215V212H134ZM133 214H132V216H133ZM138 214H139V213H138ZM66 215H67V214H66ZM91 215H92V214H91ZM95 215H97V214H95ZM98 215H97V216H98ZM102 215H103V214H102ZM102 215H101V216H102ZM123 215H124V213H123ZM70 216H71V215H70ZM97 216H96V219H97ZM103 216H104V215H103ZM105 216H104V217H105ZM120 216H122V215H120ZM146 216H147V215H146ZM252 216H253V215H252ZM58 217H60V216H58ZM104 217H103V219H104ZM137 217H138V215H137ZM148 217H149V216H148ZM248 217H249V216H248ZM52 218H53V217H52ZM63 218H64V215H63ZM100 218H101V217H100ZM100 218L98 217V220H100ZM117 218H119V217H117ZM131 218H132V217H131ZM54 219H55V218H54ZM59 219H61V217H60ZM59 219H58V221H59ZM65 219H66V216H65ZM65 219H64V220H65ZM122 219H123V218H122ZM124 219H125V218H124ZM64 220H62V221H64ZM70 220H71V217H69V215H68L66 221H68L67 223H69V225H68V224H67V225L65 224L66 226H70L71 223L73 224V222H71V223L69 222ZM72 220H73V219H72ZM72 220H71V221H72ZM74 220H73V221H74ZM119 220H120V219H119ZM52 221H53V219H52ZM66 221H64V222H66ZM103 221H104V220H103ZM125 221H126V220H125ZM136 221H137V220H136ZM46 222H48V221L46 220ZM49 222H50V220H49ZM59 222H60V221H59ZM94 222H95V221H94ZM98 222L101 223L102 221L100 220V221H98ZM105 222H106V220H105ZM115 222H116V221H115ZM119 222H120V221H119ZM119 222H118V223H119ZM147 222H148V221H147ZM41 223H42V224H41ZM44 223H45V222H44ZM60 223H61V222H60ZM60 223H59V224H60ZM96 223H97V221H96ZM102 223H103V222H102ZM116 223H117V222H116ZM122 223H123V222H122ZM125 223H126V222H125ZM59 224H58L57 221H55V222L53 221L52 225H50V226H53V227H54V228L52 227L53 230L56 228V231L58 232V229H59V228H58L57 226H60ZM61 224L63 225V223H61ZM90 224H91V223H90ZM92 224H93V223H92ZM92 224H91V225H92ZM94 224H95V223H94ZM98 224H99V223H98ZM73 225H74V224H73ZM104 225H105V224H104ZM104 225L101 224V226H104ZM141 225H142V224H141ZM141 225H140V226H141ZM46 226H47V225H46ZM66 226H63V227H66ZM48 227H49V226H48ZM61 227H62V226H61ZM63 227H62V228H63ZM71 227H72V225H71ZM126 227H127V226H126ZM40 228H42V227H40ZM40 228H39V230H40ZM73 228H74V227H73ZM96 228H97V227H96ZM105 228H106V226H105ZM105 228H104V232H105ZM119 228H120V227H119ZM43 229H44V228H43ZM45 229H46V228H45ZM94 229H95V228H94ZM106 229H107V228H106ZM25 230H26V229H25ZM53 230H52V231H53ZM69 230L71 231V229H69ZM83 230H84V229H83ZM85 230H87V228H85ZM85 230H84V231H85ZM91 230H92V229H89V232H90ZM95 230H96V229H95ZM107 230H108V229H107ZM113 230H114V229H113ZM118 230H120V229H118ZM213 230H214V229H213ZM27 231H26V232H27ZM56 231H54V232H56ZM67 231H68V230H67ZM67 231H66V232H67ZM79 231H80V230H79ZM81 231H82V230H81ZM93 231H94V230H93ZM97 231H98V230H97ZM97 231H96V232H97ZM114 231H115V230H114ZM228 231H229V230H228ZM54 232H53V233H54ZM57 232H56V233H57ZM59 232H63V233H64L63 229H61V228H60ZM59 232H58V233H59ZM68 232H69V231H68ZM76 232H77V230H76ZM89 232H88V233H89ZM96 232H95V233H96ZM116 232H117V231H116ZM116 232H115V234H116ZM35 233H36V232H35ZM39 233H40V232H39ZM41 233L44 234V230H43ZM41 233H40V234H41ZM45 233H46V232H45ZM74 233H75V231H74ZM83 233H84V232H83ZM91 233H92V232H90V237H93L94 235L92 236ZM102 233H103V231L100 232V234H102ZM106 233H107V232H106ZM112 233H113V232H112ZM23 234H25V233H23ZM40 234H39V235H40ZM64 234H66V233H64ZM71 234H72V233H70V234L68 233L66 237H68V235H71ZM81 234H82V232H81ZM81 234H79V236H80ZM85 234H86V231H85ZM93 234H94V233H93ZM30 235H31V234H30ZM50 235H52V234H50ZM55 235H56V234H55ZM57 235H58V237H60V235H62V234H60V235L57 234ZM75 235H76V234H75ZM88 235H89V234H88ZM28 236H29V235L26 233L25 236L22 237V242H21V243L17 242V243H19V244H16V246L18 245V246H17V249H16V247L14 246L15 249H16V252H18V250H19V252H20V251H23V250H21V248L23 247L22 245L26 246V242H27V239H28L27 237H28ZM31 236H32V235H31ZM35 236H36V235H35ZM37 236H38V235H37ZM64 236H65V235H63V237H64ZM86 236H87V235H86ZM95 236H96V235H95ZM95 236H94V237H95ZM100 236L102 237V235H100ZM38 237H39V236H38ZM38 237H37V238H38ZM42 237H43V236H42ZM42 237H41V235H40V237H39L40 239L38 238V239L40 240V244H42V246H46V245H48V244H46L47 241H45L46 238L43 239ZM46 237H48V236H46ZM63 237H62V238H63ZM66 237H65V238H66ZM80 237H81V236H80ZM94 237L91 238V239L94 240ZM101 237H100V238H101ZM104 237H105V236H104ZM20 238H21V237H20ZM48 238H49V237H48ZM71 238L73 239V237H71ZM83 238H84V236H83ZM105 238H107V237H105ZM77 239H79V238H77ZM77 239L75 238V240H77ZM81 239H82V238H81ZM97 239H98V238H97ZM114 239H115V238H114ZM20 240H21V239H20ZM32 240H33V239H32ZM47 240H48V239H47ZM62 240H63V239H62ZM83 240H84V239H83ZM85 240H86V239H85ZM85 240H84V242H85ZM87 240H89V239H87ZM93 240H92V241H93ZM104 240H105V239H104ZM104 240H103V241H104ZM36 241H37V240H36ZM36 241H35V242H36ZM53 241H55V239H54ZM109 241H110V240H109ZM35 242H34V243H35ZM48 242L50 243V241H48ZM65 242H66V241H65ZM77 242H78V240H77ZM77 242H76V243H77ZM84 242H83V243H84ZM86 242H87V241H86ZM86 242H85V243H86ZM99 242H100V241H99ZM36 243H37V242H36ZM36 243H35V244H36ZM38 243H39V242H38ZM59 243H60V242H59ZM78 243H79V245H81L80 242H78ZM90 243H91V242H90ZM92 243H93V242H92ZM111 243H112V242H111ZM40 244H36V245H39V246L42 248V246H41ZM57 244H58V243H57ZM112 244H113V243H112ZM14 245H15V244H14ZM77 245H78V244H77ZM77 245H76V247L78 248L79 245H78V246H77ZM94 245H95V244H94ZM98 245H99V244H98ZM27 246H29V245H27ZM31 246L34 247V246H33V241H32V245H30V247H31ZM73 246H74V245H73ZM83 246H84V244H83L82 246H80V247L82 248ZM80 247H79V248H80ZM27 248H28V247H27ZM37 248H38V247H37ZM43 248H44V247H43ZM45 248H46V247H45ZM45 248H44V249H45ZM86 248H87V247H86ZM89 248H90V247H89ZM89 248H88V249H89ZM226 248H227V247H226ZM15 249H14V250H15ZM29 249H30V248H29ZM29 249H27V250H29ZM31 249L33 250V249H35V247H34V248H31ZM31 249H30V250H31ZM38 249H39V248H38ZM44 249H42L43 252H44ZM72 249H74V248H72ZM35 250H36V249H35ZM35 250H34V251H35ZM52 250H53V249H52ZM75 250L78 251L77 249H75ZM80 250H81V249H80ZM80 250L78 251V254H76V255L79 256V252H81ZM232 250H233V249H232ZM25 251H26V250H25ZM34 251H33V252H34ZM83 251H85V250H83ZM102 251H103V250H102ZM215 251H216V250H215ZM11 252H12V251H11ZM14 252H15V251H13V253H14ZM38 252H40V251L38 250ZM41 252H42V251H41ZM41 252H40V253H41ZM53 252H54V251H53ZM66 252H67V251H66ZM35 253L37 254V251H35ZM68 253H69V252H68ZM68 253H67V254H68ZM71 253H72V256H73V255H74V254H73L74 252H71ZM203 253H205V252H203ZM212 253H213V251H212ZM67 254H66V256H67ZM83 254H84V253H83ZM85 254H87V253H85ZM220 254H221V253H220ZM20 255H22V254H20ZM31 255H32V254H31ZM38 255H39V253H38ZM38 255H35V256H38ZM41 255H42V254H41ZM69 255H70V254H69ZM81 255H82V253L80 254V256H81ZM27 256H28V252L24 253V254L22 255V257L18 255V256H17L18 258H17V257H14V258H15V260H16V258L18 259L16 263H18V264H25L26 261H27ZM39 256H40V255H39ZM64 256H65V255H64ZM64 256H63V259H64ZM74 256H75V255H74ZM80 256H79V258H80ZM31 257H32V256H31ZM69 257H71V256H69ZM69 257H68L67 260H66V261H68V264H72V263L76 262V259H77V258L74 259V257H73V259H74L75 261L72 259L73 262L70 263V262H69V260H70ZM75 257H76V256H75ZM231 257H232V256H231ZM28 258H30V257H28ZM33 258H36V257H34V253H33ZM71 258H72V257H71ZM79 258H78V259H79ZM201 258H202V257H201ZM204 258H205V257H204ZM224 258H225V257H224ZM44 259H45V258H44ZM97 259H98V258H97ZM206 259H207V258H206ZM222 259H223V258H222ZM30 260H31V264H32L34 261H33L32 259H30ZM36 260H37V259H36ZM39 260H40V259H39ZM59 260H60V259H59ZM214 260H215V259H214ZM219 260H220V259H219ZM5 261H6V260H5ZM32 261H33V262H32ZM37 261H38V260H37ZM62 261H63V260H61V263H62ZM217 261H218V260H217ZM28 262H29V261H28ZM28 262H27V263H28ZM64 262H65V259H64ZM204 262H205V261H204ZM204 262H203V264H204ZM220 262H221V260H220ZM220 262H219V264H220ZM37 263H38V262H37ZM37 263H36V264H37ZM55 263H56V262H55ZM57 263H58V262H57ZM59 263H60V262H59ZM61 263H60V264H61ZM65 263H66V262H65ZM200 263H201V262H200ZM213 263H214V262H213ZM7 264H8V263H7ZM13 264H15V263L13 262ZM28 264H29V263H28ZM66 264H67V263H66ZM75 264H76V263H75Z\"/></svg>",
    "mask_w": 264,
    "mask_h": 264
}]
</instances>
